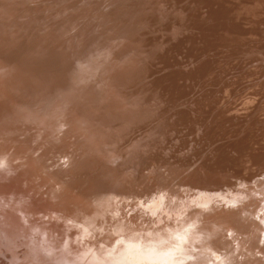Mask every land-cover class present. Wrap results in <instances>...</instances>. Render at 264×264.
Returning a JSON list of instances; mask_svg holds the SVG:
<instances>
[{
  "label": "rangeland",
  "instance_id": "1",
  "mask_svg": "<svg viewBox=\"0 0 264 264\" xmlns=\"http://www.w3.org/2000/svg\"><path fill=\"white\" fill-rule=\"evenodd\" d=\"M141 1H143V2L145 1L149 5L146 3L147 6L144 5V7H142L143 4H145V3L141 2ZM157 1L158 0H156V1L155 0H153V1L152 0H121V1L120 0H86V1L85 0H74V1L73 0H0V23H1L0 24V73H1V75H0V89H1L0 90V157H1L0 158V160H1L0 161V173H2V174H0V176L2 177V178L0 177V217H1L0 222H1V224H3V227L0 224V228H1L0 229V264H125V263L126 264H132V263L133 264H160L161 261H163L162 263H164V264H171V263L172 264H221L222 262L223 263L225 262L224 264H231V261L229 262V260H232L233 263L237 260L236 263H234V264H241V263L242 264H247V263L248 264H254L255 262H256L255 264H264V179L263 180L259 179L260 183H259V181H257L258 178H264V177L260 176V174H263L262 176H264V172H263L264 171V168H263L264 164L263 165L261 164L264 161V159L262 158L264 156V155H262L264 152L262 150L263 146H264V142H262L263 143L262 146H260L261 143L259 144V142L262 141L261 138L262 139L264 138V131H263L264 125L262 128L263 123L261 122L262 120H260V119H264V117H262L263 115H261V118H260V114L263 113V110L261 113V109H262V107H264V106H262V105H264V102L262 100L261 101L263 102V104H261L262 102L260 103V99H262V96H261L262 91L264 94V29H263L264 28V15H263L264 9H262L264 6L262 4V1L264 3V0L261 1V4L263 5L261 9L259 8L260 3H258V1L256 2L255 0H253V2L248 0L250 3L246 0L247 4H248V5L246 4V6H248L249 8L244 6V4L246 2L245 0H241L244 3H240V0H239V2L238 1L234 2L235 0L234 1L230 0L231 3L233 2L235 5L237 2L240 3V4L237 3L238 9L237 8L235 9V5L233 3L230 4L231 5L230 6L229 0H228L229 3L228 4L226 3L227 5H225V3H223L222 0H220V2H222L224 4L223 7L226 6V9L228 8V10H230V9L232 10V6H233L234 7L233 10L235 12L237 10L238 13L237 12L236 13L238 14V16H240V14H242L241 10L244 9L242 7H241L242 9H240L239 6L242 5L246 9L248 8V10H249L250 7L252 8L253 5H254V8H257V5L259 4V6H258L259 11H256L253 8L257 12V13L256 12H254V13H256L259 16V18H258V16H255V18H258L256 20L257 23L256 22L253 23L255 21V18L253 19L252 17H254V16L251 17V15H256L253 12L250 14V17L253 19V21H252V19H250L252 21L251 22L248 19L251 23H248L247 22L248 20H246L245 18H243L244 20L242 19V17L247 18V16L252 11V9H250L251 10L250 12L247 10L249 13L246 11V9L242 10L244 12L246 11L248 14L245 12L247 15V16H245L244 15L245 13L243 12V15L240 16L241 20L238 16L235 15V12H233V15H232L233 10L231 12L229 11L231 13L232 17L235 15L234 17L237 18V21L239 18L240 21H238L239 22L238 23L235 18H234L235 19L234 20L230 16V13L228 14V12H227L228 10L224 11V12H227V15H229V16H227L225 13L221 12V10L223 11L226 9H223L222 6H221L222 9H220L219 5H222V3L220 4V2H219V4H217L219 0H217V3L216 2L212 3V2H210V0H209V2L207 0L206 1L204 0L206 3L202 2V4L200 1H203V0H199L198 2H200L199 4L201 6L198 4L197 0H191V1L189 0V2H187L185 0H181V1L179 0V2L177 0H174V2L172 0H166V1L161 0V2H160V0H159L158 3H156ZM170 1L173 4L170 3ZM223 1L227 2V0L226 1L223 0ZM175 2H176V4H175ZM182 2L183 3L186 2V4H183ZM190 2H194V4L193 3L191 4ZM17 3H18V5H17ZM153 3L157 4V5H154ZM178 3L179 4L181 3V4L178 5ZM189 3L191 4V6ZM208 3L213 4V5H214V3L217 4V5L215 4V7H212L213 9L211 8L212 10L209 11V13H208L209 15L206 13L208 12V9H210V8H207V7H210L213 5H208ZM251 3H252V5L250 6L249 4H251ZM176 5H178L179 7ZM181 5H182V7H181ZM197 5L199 6L200 10L203 9V11H200L198 9ZM205 5H208V6L206 7ZM151 6L155 7L156 9L152 8ZM193 6L194 7L196 6L197 8H193ZM216 6H218L219 9ZM145 7H146V9H142ZM204 7L206 8V10L204 9ZM183 8H185V9H183ZM189 8L191 11L188 12ZM258 8H257V10H258ZM157 9H159V10H157ZM185 11H187V13ZM212 11H214L216 14H218L220 16L213 15ZM141 12H144V13L142 14ZM146 12H148V13L150 12V15L146 16V14H148ZM174 12H175V15L173 14ZM191 12H192V14H191ZM200 12L202 13L201 16L206 14L205 16H202V18H205L206 20H208L207 22L211 23L210 26H209V23L206 22V20H204L205 22L203 20H200L201 16H197L198 15L197 13H200ZM220 12H221V14H220ZM188 13L191 15H188ZM211 13H212V15H211ZM261 14L263 15L262 17H260ZM140 15H143V17L145 16L146 19L140 18V17H142ZM186 15H188V16H186ZM192 15H196V17L197 18L199 17V19L195 20L196 17L194 18V16H192ZM222 15H226V18H225V16L221 17ZM8 16H9V18H8ZM177 16H178V18H177ZM212 16H213V18H211ZM214 16H215V19H214ZM188 17H189V20H188ZM229 17L231 18L230 19L231 22L228 21L229 22L228 25L230 27H232V25H234L236 22L234 28L231 29L232 31L238 30V27H236V26H238L237 24H240V27H241L243 25V23H244V25L248 23L247 27H250V26H251L250 28L253 27V30L251 29L253 32L251 30L242 29L243 28V26H242V28L241 29L239 28V30L237 31V33L239 32L238 34L240 36V40H239V38H238V40L240 42L236 41L238 34L232 33L231 30L229 31L230 27L227 26V23L226 24L224 23V22H227L226 20H229L228 19ZM191 18H193V19H191ZM208 18L212 19V22H210V19H208ZM220 18H223V19L220 20ZM177 19L178 20L180 19L181 23L180 22L177 23ZM216 19H218L219 21ZM191 20L192 21L194 20V21L192 22ZM199 20L202 23H204L205 25L207 24V27L204 24L202 25V23L200 24ZM232 20H234L235 22ZM222 21H223V23H222ZM146 22H147V24H146ZM195 22H197V23H195ZM245 22H247V23H245ZM185 23H187V26L185 25ZM192 23H193V25L195 23L194 27L197 26L196 24H199L200 27L199 26L196 27L199 30L196 29L197 31L195 30L196 31L195 32L194 27L192 28V26H190L192 28V29H190L188 24L192 25ZM215 23H217V24H215ZM218 23H219V25H218ZM151 24L152 25L154 24V25L152 26ZM212 24H213V27L215 29H216V27H218L217 29H220L219 31H221V29L223 28L222 32L226 31V29H224V28H226V26H227V32L231 35L232 39L234 38L233 34L235 36V38H234L235 40L233 39L235 41V43L232 41L231 38L229 39L230 35L227 32H225V33L229 35L228 37L225 33H221L219 31L216 33L215 29L212 27ZM223 24L225 25V27H223L224 26ZM250 24H252V25H250ZM256 24H257V26H255ZM182 25H184V26H182ZM215 25H217V26H215ZM248 25H250V26H248ZM147 26H149V27L147 28ZM142 27H144V28H142ZM184 27H185V29H184ZM204 27L208 28V29L206 30V29H204ZM245 27L246 26H244V28ZM150 28H153V30ZM201 28H203L202 31H205V30L208 31L209 30L210 32L208 31V34H207V32L205 31L204 35H203V34H201L202 33ZM209 28L213 29V31ZM191 30H192V32H191ZM241 30L242 31L244 30L243 31L244 35L245 36L248 35V36L247 37H245V36L241 37V35H243V33L241 34V32H242ZM149 31H152V32H149ZM255 31L257 34L256 33L253 34ZM188 32H191V33H189L190 36H189V34H187ZM234 32H236V31H234ZM146 33H147V35H146ZM149 33H151V34L149 35ZM185 33H186V35H185ZM192 33L194 35H192ZM218 33H221V36L223 35L222 38H224V35H225V38H224L225 42H223L224 39H221L219 37L220 34H218ZM178 34H179L180 38H178ZM180 34L182 35V37L183 36L185 38L187 37V39L181 38ZM210 34L211 35L215 34V36H211V38H210ZM249 34L251 36H249ZM195 35H197V36H195ZM200 35H203V36L201 37ZM207 35L209 37H206ZM216 35L218 38H220L219 40L216 37ZM146 36H148V37H146ZM149 36H151V37H149ZM188 36H189V39H188ZM252 36L253 37L255 36V37L253 38ZM171 37H173V38L171 39ZM194 37H195L196 41H197V38H199V37L202 38V40L198 39V41H197L198 43H196ZM203 37H204V39H203ZM213 37H216V39L214 38L216 43L212 39ZM250 37H252L254 40L253 41L250 40V39H252ZM144 38H146V40ZM150 38H152V39H150ZM177 38L180 39L179 44L177 43L179 41ZM209 38H210V40H208ZM226 38L231 40V41H229L227 39L229 42L227 44H226ZM241 38H244L245 41H247V43L245 41H242L244 39H241ZM246 38H247V40H246ZM173 39H175V40H173ZM190 39L192 41L194 39V42H192ZM206 39L208 41H205ZM185 40L186 41L188 40V41L186 42ZM248 40H250V41L248 42ZM175 41H177V42H175ZM184 41L186 44L184 43ZM201 41H202V43H201ZM217 41H218V43H217ZM219 41H221V44H222V42L224 43V44H222V47L226 44L225 45L226 48L224 47L225 50L227 49L226 51L224 49H221V51H220L219 48H221V47L218 48L219 51L224 56H226L227 53H229V52H227V51H229V48H230V52L233 53V51L235 49H236V51H238L239 47L236 48L237 45L241 46L240 44L243 43V46H244V44H245V46H244V48L241 47L242 49L239 50L238 52L234 51V53L236 52L235 55H233L234 53L233 54L230 53V55H227L230 57L233 56V58H234V60H233L229 57V59H231L230 60L231 62H229L228 60L226 61V59H228V58H226V57H225L226 59L222 58L223 55L220 52H218L217 50H215L216 48H214L215 45L217 47L219 46V44H220ZM241 41H242V43H241ZM254 41L255 42L257 41V42L253 43ZM154 42H155V44H154ZM169 42H171V43H169ZM188 42H189V44H188ZM205 42H207V44L209 42L210 43L207 45ZM231 42L236 45V46L234 45L235 48H234V46H231L232 48L228 47L229 46L228 44L233 45V44H231ZM236 42H238L239 44ZM175 43L179 47L175 46ZM204 44L206 47L204 46ZM182 45L183 46L185 45V48ZM186 45H188V47ZM84 46H86V47H84ZM195 46H197V47L199 46V48H195ZM201 46L203 48H201ZM211 46H212V48H211ZM167 47H169V48H167ZM172 47H173V50H172ZM193 47H194V49H193ZM18 48H20V49L23 48V49L18 50ZM181 48H182V50H181ZM233 48H234V50H233ZM195 49H197V50H195ZM201 49L202 50L205 49L204 54H203V51ZM207 49L208 50H215L214 52H216V53H213V51L208 52ZM24 50L27 51V53ZM222 50L224 53L222 52ZM22 51H24V52H22ZM78 51H80V53ZM189 51H190V54H189ZM195 51H197V52L199 51L200 53H197ZM201 51H202V53H201ZM205 51H207V52H205ZM15 53H17V54H15ZM206 53L209 56V58H207L208 60L204 59L205 55H207ZM209 53H211V54L213 53L212 55H214V54L215 55L214 56L211 55L212 57H210ZM218 53H219V55H218ZM22 54H24V56ZM199 54H200V57L197 56ZM68 55H70V57L73 56V58H69ZM217 55L219 57H217ZM17 56H18V58H16ZM64 56H65V58H64ZM75 56L77 58H75ZM78 56H80V57H78ZM168 56H170V57H168ZM201 56H203V58H201ZM165 57H167V58H165ZM189 57L191 58L192 61L190 60ZM193 57H198L199 59L201 58L200 60L203 59V62L201 63V61H199L198 58H195V60H194ZM216 57L219 60L218 62L221 61L220 59L226 61V62L221 61L219 64L221 65V67H223V65H226L227 68L223 67L224 68L223 69V68H220V66L217 67L218 63L216 64V62H217ZM67 58H68L70 65L67 64ZM53 59H54V61H53ZM70 59H74V60L71 61ZM48 60H49V62H47ZM169 60H171V61H169ZM204 60L205 61L207 60V62L209 60H211V61H209L208 63L207 62L204 63L205 62ZM22 61L25 63L22 64L21 63ZM165 61L166 62L168 61V63L169 62L170 63L175 62V65L178 64L177 63V61H178L181 64V66H183L184 64L189 63V62L194 61V63H195V61H198L196 63L199 64V62H200V64H199L200 66L204 64L205 68L201 69L202 67H204V65L200 67L198 64L197 65L193 64V69H192L189 66V65H191L189 63L188 65L186 64V68H187V66L190 67V69H192L190 72L189 68L188 69H185V68L181 69V66L178 64V66L176 65L177 67H179V71H178V69L176 68V66L174 64L169 63L170 65L167 66L168 65V63H167L166 67H168V68H166L167 69L166 70L164 68ZM26 62L28 64L32 63V65L29 67L26 64ZM222 62H224L225 64ZM50 63H51V65L52 64L53 65L52 66L49 65ZM64 63H66L67 65L66 64L64 65ZM212 63H214L215 65H211ZM20 64H22V65H20ZM44 64H46L49 68L46 65L44 66ZM208 64H209V66L206 67V65H208ZM9 65H11V66H9ZM109 65H112V66L110 67ZM172 65H174V67ZM113 66L115 67V69ZM195 66H198L197 68L200 67L199 68L201 70V71L199 70L200 74L204 72L203 75L199 74L200 76L199 75L197 76L199 71H196ZM214 66H215V68H217V69H215L216 70L215 72H217V73H215L213 71V69H211V68H214ZM37 67H39L38 72L39 73L41 72L40 73L41 75L43 73V76L40 75V77H39L36 74L38 72L35 73V71H33V70H35V68L37 70ZM46 67L48 68V71L46 70L47 69ZM52 67H54V68H52ZM159 68H160V70H159ZM169 68H174V69H169ZM175 68H176V70H175ZM219 68H220V73L217 71V70H219ZM229 68H230V70H232L230 73L227 70ZM249 68H251V69L254 68V70L258 69L260 71L258 72V70H256L254 72V74H252V72L250 71L251 69H249ZM56 69L58 72H56ZM164 69H165V71H167L166 74H165V71L163 72ZM209 69L212 72H214V74L218 75L219 77L222 75L221 73H223L226 70L227 73L225 71L226 74L223 73V75L224 74L226 76L228 75V77L224 78V76L222 75V77H220V78L222 80L225 79L226 81H230V82L233 81V82H231V83L230 82L226 83V81L223 82L220 78H219L220 80H218V76H217V79H215L216 75L213 77L214 74H210ZM27 70H28V72L29 71H31V73L33 72L35 77L36 76L39 77V80L37 78V81H39V82H37L35 80L36 78L34 77V75H31L30 72H29V74L28 73L25 74V72ZM161 70H162V72H161ZM171 70H172V72H171ZM182 70H185V71H183L182 74L179 73L180 74L179 75L178 72H182ZM187 70H188V72H187ZM202 70H206V72L202 71ZM254 70H252V71H254ZM10 71L12 73V74L10 73L11 75L9 74ZM111 71H113V72H111ZM243 71H245L246 74H248V76H247V75H245V72H244L245 76L252 77V78H250V79L247 78L248 80H246L245 77H242ZM5 72H7V73H5ZM86 72H88V73H86ZM100 72H101V74H100ZM102 72L103 73L105 72V73L103 74ZM108 72L111 75V76L109 75L110 77L108 76ZM193 72H194V74H191ZM196 72H197V74H195ZM3 73L6 76L5 75L3 76ZM20 73H22V74H20ZM185 73L187 75V77H185V78H189L188 76H190L191 79L189 78V80L192 81L194 79L193 80L194 82L192 81L193 84L189 80L183 78L184 76H186ZM205 73H208L209 76L211 75L212 79L214 78V80H211V81H213V82L216 81V82L215 83L211 82L210 81L211 76L209 78L208 74H207V78L209 80L207 78H205L204 77V76H206ZM17 74H18V76L20 74L21 77L16 78ZM45 74L48 76H46ZM83 74H85V75H83ZM105 74L107 77L105 76ZM158 74H160V75H158ZM170 74L174 75V76H171ZM161 75H163V76H161ZM176 75H177V77H175ZM233 75H235L236 77ZM238 75H241V76L237 77ZM45 76H46V78L44 79L43 77H45ZM100 76H101V78H100ZM156 76H157V78H156ZM178 76H179V78H178ZM104 77H106V79ZM108 77H109L110 81L108 80ZM159 77L162 79L161 81L165 84L160 82ZM169 77H170V80H169ZM197 77H199V78L197 79ZM232 77H234V78H232ZM171 78H173V79L171 80ZM204 78L207 79L206 81H208V85L207 84L204 85V83L206 82ZM236 78H239V79H236ZM244 78L246 81V85H244L245 84L244 82L240 81V79L242 80ZM18 79L21 81H19ZM31 79H34L37 83H39V84H37L38 86L32 85L34 80H31ZM100 79H102V80H100ZM199 79L200 80L203 79L204 82L199 83V81H200ZM231 79H233V80H231ZM4 80H6V83ZM185 80H187V82L183 83ZM234 80H236L235 83H234ZM237 80L240 82L238 83ZM27 81L28 82L30 81L31 85ZM178 81H180V82H178ZM209 81H210V83H209ZM217 81H218V84H219V82H220V84H221V82L223 83L222 85L224 87L221 86L222 89L221 88L218 89L216 87V85H218ZM1 82H2V84H1ZM24 82H27V83L24 84ZM105 82H106V84H105ZM155 82L157 84H155ZM181 82L183 83V86H182ZM241 82L243 83L244 86H246L245 91H247L249 94L253 90L254 91L257 90L256 89L257 87H260L261 90H259L258 92L259 93L261 92V93L258 94L259 95L258 98H257V94H255V97L253 96L254 94L253 95L251 94L252 97L257 102V104L252 99L251 95H250V97L248 96L249 94L246 96L247 92L244 91V88H243L244 86H242L240 89H237V90L244 91L245 94L242 96V93L239 91L241 93V96L238 95L240 93L236 89H234L233 86L235 87V85L237 86L238 84L240 86L242 84ZM62 83H64V84H62ZM186 83H188V85ZM197 83L200 84L198 89H196L197 85H198ZM229 83L235 84V85L230 86ZM189 84H191V85H189ZM194 84H195V86H192ZM213 84L216 88L213 87ZM220 84H219V87H220ZM100 85H101V87H100ZM164 85H165V87H163ZM173 85H174V87H173ZM206 85H207L206 90L204 89V91H203L202 87H205ZM5 86H6V88H5ZM81 86H83V87H81ZM226 86L228 88H226ZM239 86H237V87L239 88ZM253 86H255V87L257 86V87L253 88V90H252ZM1 87L4 88L6 91L4 89H2ZM188 87H189V89H188ZM192 87L195 88V89H193L194 91L191 90ZM208 87H209V89H208ZM10 88H13V89L11 90ZM30 88H32V89H30ZM171 88H172V90H171ZM176 88H177V90H176ZM180 89L184 94L180 91ZM185 89H187V90H185ZM210 89H211V91H210ZM217 89L220 92L217 93ZM227 89H229L230 92ZM122 90H124V91L122 92ZM173 90L176 92V94ZM235 90L238 93L237 92L234 93ZM186 91H189L192 94H190L189 92L186 93ZM205 91H207V93L210 96L207 95V93ZM213 91H214V93H217V94H216V96L214 95V97L211 98L213 96L211 94H214V93H212ZM225 91L229 92V96L231 99L228 97V95H226ZM171 92L173 93V95H170V94H172ZM231 92H233L234 94H237L238 97H237V95L236 96L232 95L233 93L231 94ZM4 93L6 95H4ZM223 93H225V94H223ZM256 93H257V91H256ZM179 94H180V96H179ZM219 94H221L220 95L221 97L219 96ZM189 95L191 96V98L193 97L192 98L193 100L190 98ZM224 95L227 96L228 98L226 99L224 97ZM98 96H99V98L97 100L96 98ZM194 96L197 97L198 99L195 98ZM217 96H219V97L216 98ZM231 96L237 98V99H235V102H234V98L232 101ZM239 96L244 97L245 100H243V98H241L243 103H242V101L240 102ZM245 96L249 97V98H245ZM260 96H261V98H260ZM187 97H188V99H186ZM204 97L205 98L207 97V99H205ZM208 98L210 100L215 98L216 101L218 102V104H217L218 106L216 105V101H214L215 104L213 103L214 105H212L213 101H209ZM220 98L224 99L223 101L224 102L226 101L225 105H228L229 107L232 103H235V105H236V106H232L233 104L231 105L234 108L237 107V105H238V108L235 109L236 111H234V109L232 107L227 108L226 106H224V103L221 102L222 99L220 100ZM178 99H179V101H178ZM194 99L198 102H201V103H196V101ZM246 99H247V101H246ZM249 99L253 100V102ZM91 100H93V102ZM205 100L209 101L211 103V105L209 103H208L209 105H207V101H206V103H204V106H203V101L205 102ZM219 100H220V103H219ZM237 100H238V103H237ZM183 101H185V102L187 101V102L184 103ZM228 101H230V102L232 101V103L229 102L230 103L229 104V103H227ZM245 101H246V103L250 102V103L254 104L253 105V104L248 103L247 104L248 107H250V105L251 106L253 105V107H255V105L256 106L259 105V107H255V110H257L261 106L260 110L258 109L260 111V113L258 111L259 115L254 110V108H252L254 110V112H256V114L254 113L256 115V118H254L255 115L252 113V109H250V112L252 113V115L249 113H244L242 111L241 108H247V110H249L248 107H245V106H247ZM168 102H171L172 104L171 103L169 104ZM190 102H191V105H190ZM122 103H123V105H122ZM221 103H223L222 109L220 108ZM117 104H119V105H117ZM176 104H177V106H176ZM219 104H220V106H219ZM240 104H242V105H240ZM182 105H184L185 108ZM187 105H189V106H187ZM205 105L208 107H206ZM192 106H193V108H191ZM214 106L220 108L219 110H217L218 114L216 112L217 108ZM102 107H103V109H102ZM179 107H181V108H179ZM225 107H226V109H229V110L233 109V110H231L230 111L231 113H229L226 109H224ZM205 108L206 109L209 108V109L206 110ZM212 108L214 111L212 110ZM123 109H124V111H123ZM180 109H182V110H180ZM200 109H202V111H200L202 115H200V112L198 111ZM185 110H187L190 113V116H189V113L187 111L185 112ZM189 110H191V112ZM243 110H245V109H243ZM247 110H245V112H249ZM221 111H225V114L228 113L231 115L227 114V116H226L223 112L224 117H226V119H225L221 115L222 114ZM232 111L234 112V114L232 113ZM237 111L239 112L240 115L238 114ZM214 112H216V113H214ZM235 112H236L237 116L235 115ZM180 113H181V115H180ZM187 113H188V115H187ZM197 113H198V115H200L201 118L196 117ZM205 113H208V114H205ZM192 114L195 116H192ZM210 114L212 116H210ZM213 114H215V115L213 116ZM241 114L243 116H241ZM248 114L250 115V117L252 116L251 119L254 118V120H256L257 118H259L257 120H260V123H259V121H256L258 123L257 124L254 122V120H251L250 118H248V116H249ZM171 115L172 116L174 115V117H172ZM208 115L211 117L210 120L208 118L209 117ZM232 115H233V118H235V119H233L234 121H232ZM253 115H254V117H253ZM114 116L116 118H114ZM188 116H189V118H188ZM215 116H217L219 118H221L220 116H222V118H223L222 121L224 120V122L219 123L220 122L219 120H221V119L216 121L215 118H217V117H215ZM177 117H179V118H177ZM182 117L184 119L186 118L185 120H187V121H184ZM194 117H196L194 120H196L195 121L196 125L198 124L197 127H196V125H194L195 123L193 122ZM202 117L204 120L202 119ZM227 117L229 118V120ZM244 117L248 118L250 121H253V122H249L248 119L246 121V119H244ZM102 118H104V119H102ZM173 118L174 119L177 118V119L174 120ZM205 118H207V119L205 120ZM181 120H183L187 125L182 124L183 121H181ZM225 120L226 121L228 120L227 121L228 122L227 127H226L227 122ZM241 120H242V122H241ZM188 121H189V125H188ZM190 121H191V123H190ZM230 121L232 122V124ZM198 122H201V123H198ZM233 122H234V124L236 122L235 125L238 126L239 128L235 127ZM247 122H249L250 124L251 123L257 124V126H255V127H258V129L255 131L256 128H250L252 126V124H251V126L247 127L248 125H250V124H247ZM159 123H160V125H159ZM162 123H163V125H162ZM245 123L247 126H245ZM192 124H193V126H190ZM217 124L220 126H217ZM180 125H183V127H181ZM222 125L224 128L222 127ZM232 125H233V128L231 127ZM218 127H220V128H218ZM228 127H229V129L225 130V128H228ZM234 127H235V130L236 129H242V130L241 131L236 130V131H238V133L237 132L235 133ZM139 129H142L141 131H143V132L139 133L140 132ZM222 129H224V130H222ZM250 129H251V131H253V130L254 131L251 132ZM169 130H171V131H169ZM229 131H231V132H229ZM244 131H246L247 134ZM257 131L262 132V134L258 132L259 134L257 133L258 135H256ZM228 132L230 134L231 133L233 134V135H230V138L232 139V137H234V140L232 139L230 141ZM250 132L252 133V135L250 134ZM143 133H145V134H143ZM226 133L228 135L227 136L228 139H226V137H225ZM234 134H235V136H234ZM237 134H238V137H240L241 135H242V137H240V139L236 138ZM260 134H261V136L263 135V137H261ZM152 135L154 136V138ZM195 135H196V137H195ZM253 135H255L254 137H256V139L253 138ZM161 136H163V137H161ZM257 136L258 137L260 136L259 137L260 139L257 138ZM138 137H140V138H138ZM197 137H199V138H197ZM214 138H215V140H214ZM165 140H167V141H165ZM220 140H223L224 143ZM236 140H238V141H236ZM263 141H264V139H263ZM167 142H169V143H167ZM188 142L191 145H193V147L195 146L194 148H198V150H196V149L194 150L193 147L191 148L190 144H188L189 145L188 146L187 145ZM202 142H203V144H202ZM221 142H222V144H221ZM243 142L245 145L242 146ZM247 142H248V144H251V145L249 146L248 144H246ZM205 143H206L207 147L205 146ZM216 144H217V146H216ZM240 144H241V146H240ZM258 144L261 147L262 154L258 153V151H257V148H259V151L261 152L260 147H258ZM201 145H202V147H201ZM233 145L236 146V148ZM252 146H255L252 148V151L247 152V151L251 150V149L249 150L248 148H251ZM240 147L241 148L243 147L242 149H244L246 147L247 150L243 151ZM237 148H239L240 151L242 150L241 151L242 154L239 153V149H237ZM204 149H205L206 153L204 152ZM156 150H158V155L161 152L160 158L162 157L163 159L161 158V160H159L160 158L158 157V155H155V154H157ZM192 150H193V152H192ZM253 150L257 151L256 153L258 154V156L261 154L262 157L259 156L261 159L259 157H257V154H255L254 153L255 151L253 152ZM189 151H190V153H189ZM194 151H196V152H194ZM230 152L232 154H234V156L231 155ZM198 153H200L201 156ZM217 153H218V155L220 154L221 160H219ZM221 153H222V155H221ZM228 153H229V155H228ZM236 153L239 154L238 157H235L237 155ZM251 153H253L252 154L253 158L248 157ZM147 154L149 157L152 155L150 157V159L148 158ZM196 154L198 157L195 156ZM204 154H205V156H204ZM246 154H248V156ZM230 155H231V157H230ZM243 155H245L251 159H248L247 157L243 158ZM192 156H195V157L192 158ZM154 157L155 158L157 157L159 159L157 160V158L155 159ZM233 157L236 159H234ZM138 158H139V160H138ZM188 158L191 159L192 161L191 160L189 161ZM222 158L224 161L222 160ZM230 158H232L233 160L231 159L232 161L231 160L228 161L227 159H230ZM186 159H188V161ZM200 159H201V161L199 162ZM243 159H245L246 162H244ZM262 159H263V161L261 162ZM184 160H186L187 163ZM202 160H204L205 162ZM206 160H208V161H206ZM236 160H237V162H236L237 166H239L238 168L241 169V170L239 169L240 172L245 170V168H242L244 164L247 165V166L244 165V167H246L247 172H249L248 171L249 168L251 167V165L253 166L255 162L256 163L258 162L261 165L260 164L255 165V166H257L255 168H254V166L251 167L250 170L253 171V169H254L253 173L256 171L254 174H252L251 171L249 172V173H251L252 176H250L248 173L247 174L249 176H246L247 174H246V170H245L244 173L246 175L243 174L245 176V177H243V176H241L243 172L240 173L237 170L238 168L236 167V165H233L234 161H236ZM240 160H243V162ZM249 160H250V162L252 161L251 164H250ZM181 161H183V162H181ZM197 161H198V163H196ZM238 161H240V162H238ZM192 162H194V163H192ZM103 163H105V164H103ZM201 163L204 165H202L200 167ZM213 163H215V164H213ZM219 163H220V165H218ZM226 163H231V167L229 169H230V171L232 169V172H230L229 169H226L230 165V164H227V167H225ZM236 163H234V164H236ZM109 164L111 165V167ZM183 164H186L187 166L190 165L188 167H189V170H191V171H189L188 167L184 166ZM194 164L195 165L199 164V166L197 165L193 169V170L198 171V172L196 171L197 173L195 172L196 175H195V173L192 172L193 170L190 169V168H193V166H195ZM209 164H210V166H209ZM240 164H242V166ZM249 164H250V166H249ZM106 165H107V168H106ZM259 165H260V167H259ZM124 166L127 168H125ZM171 166H172V168H171ZM181 166H184V167L182 168ZM211 167H212V169H211ZM220 167H221V170H223L224 168L226 170H228V171H226V173L230 172L229 175L236 173L235 175L240 177V179L242 181L245 180L244 178H246V177H248L250 180V177L254 176L253 178L255 179V175H257L260 172L257 175L258 178L256 177V181L259 184H257V182H256V184H254L253 178L251 179V181H253V185L252 184L249 185V183H247L249 180L246 182H240L241 180L239 179L240 181H238V178L235 177V175H233V177L230 176L231 180H233V181H231V184H232L231 185L230 181H229L230 180L229 176L225 177V178H228V180H226L224 178H223V180L220 179V178L224 177L223 174L225 175V171H222L224 173H222V172L219 173ZM181 168H182V170H184V168H185L187 170V172H191L193 175H191L189 173L187 174L185 170H184L185 174H183L184 171L182 172ZM233 168H235V170ZM107 169L111 170V172L109 171V174L107 172L108 171ZM206 169H208V170H206ZM210 169L213 171V174L215 171L216 172L218 171L217 173H219V175L221 174L222 176H219L216 173L215 175H218L219 178H218V176L212 177L214 175L211 174L212 171H210ZM214 169H215V171H214ZM257 169L259 172H257ZM261 169L263 171H261ZM9 170H10V173H9ZM11 170H12V172H11ZM116 170H117V172H116ZM199 170H201V172L203 170V172H202L203 175L201 176V178H199V177H200V174H202V173ZM24 171H25L26 175H25ZM103 171H105V172H103ZM112 172H113V174H116L117 177H119L121 175L120 179L116 177L120 181L119 180H117V182L115 181L116 184L114 186V188L118 191H114L113 186H111L113 189L110 187L111 182H109L107 177L104 176L106 174H108V176H110ZM204 172H206V173L208 172V174H206L207 176L204 175ZM237 172H238V174H237ZM198 173H199L198 177H195V176H197ZM176 174H178L179 176H177ZM21 175L24 177H22ZM126 175H128V177ZM182 175L184 177H180ZM26 176H28L27 179L25 178ZM186 176H188V177H186ZM178 177H179V179L181 178V180H179V182H182L183 181L182 179H184L183 182H185L184 183L185 185L187 182V184H188L187 187H190L188 180L193 179L192 181H193V184H195V185H193V184L191 185V188H192V189H190L191 191H189L188 188L186 186H184L183 183H181V184L179 183L180 186L183 185L182 187H186V189L189 192H192L193 189L197 190L196 187L198 188L197 191L202 190L203 188L209 190V188L211 186L210 190L213 189V191H214V189L217 190L219 188L217 191L215 190L214 192H218V191L220 192V190L221 191L223 190V194L229 193L232 195V193H230V192H231L232 188L234 189V187H232L231 189H230V187H227L228 188V192H227V188L226 187L223 188L221 186V185H223V183H225L227 181H229L227 183L230 184L231 186H236V185H233L234 182H236L237 186H238V184H241V183H244V184L247 183V185H249V187L247 188L244 185H242V186L239 185L242 187L243 190H245V191H243L245 193L244 194L245 197L243 196L244 198H241L242 196L237 194L236 196L237 197L240 196L239 198H235L236 197L235 196L234 198L230 199L228 202H226L225 200L221 201L222 200L221 198H220L221 202L219 200H217L216 202H212L214 204L219 205V203H220L221 205H224L225 208H222V210H221V208H218L219 209L218 212H217L216 208H213V206H202V207L199 206L197 208L186 209L189 205H192V203H193L192 201L194 198L195 199L197 198L195 196H197L196 194H198V193L195 192V190L193 191V193H195V194L190 193L191 194V195H189L190 197L195 195V196H193L194 198L191 199L192 201L190 199H188L189 196H187V200L186 199L183 200V197L185 196V193L187 190L180 187L181 189L185 190L182 192L183 194L178 193V194H180V197L182 196L181 198H182L183 202H181V204H184V203L191 201V203L189 202V205L185 204V205H188L187 207L185 206L186 208L182 207L183 210L184 209L185 210L184 211L182 210L183 212L181 213V211H180L181 207L177 205V204L180 205L179 202L181 200L178 202L176 201L180 198L176 197L177 192L174 191V190H177L175 185L178 186L177 185L178 183L176 182V180H178L176 178H178ZM185 177H186V179H185ZM190 177H192V178H190ZM202 177H203V179H202ZM216 177H217V179H216ZM102 178H105V179H102ZM204 178L208 181H206ZM212 178H213V181H212ZM232 178H234V179L237 178V181L232 179ZM106 179H107V181H106ZM200 179H202V180L200 181ZM214 179L216 182L214 181ZM218 179H220V181ZM197 180L199 181L200 185L198 184V182H196ZM104 181L107 182L108 184L105 183ZM118 181L122 183V184L119 183L120 184L119 186L117 185ZM192 181H190V183H192ZM90 182H91V184H90ZM97 182H99V183H97ZM115 182H113L111 185H114ZM128 183H129V185H128ZM213 183L216 184V188H215V185ZM85 184L87 186H85ZM104 184H106V185H104ZM210 184H212V185H210ZM102 185H104V188L102 187ZM116 185L118 186V188L116 187ZM135 185H137V187ZM219 185L223 189L220 188ZM225 185L226 184H224L223 186H225ZM98 186H99V188H98ZM106 186H108L110 188L107 187V189H106ZM120 186L122 189L124 188L123 190L125 191V194H126V192L128 193L126 195L123 194L124 197H127L128 195L131 196L130 200L131 199L133 200V198L135 197L134 199L137 202L134 200V203H136L135 204L136 206H134V203L132 200H131L132 202H130L129 198H128L129 202L125 199L127 201L126 203H128V205L125 203V201L121 202L119 200V198L122 199L121 195L123 192V190L120 189ZM160 186L161 187L163 186L166 189L168 187H170L168 189L169 190L171 189V190L169 191L167 189V191H169L170 196L173 195V197H171L172 202L169 199H168V201L165 200L167 197L164 199L165 196H167V195L169 196V193H167V191H164V189H165L164 188L163 189L164 194H165L164 197H159V198H163L165 200L164 201L163 199H161L164 203H161V201L158 203L157 202L155 203V200L158 199L157 195L159 196V194H161V195L163 194ZM173 186L175 189L173 188ZM237 186H236V188L240 190L241 187L238 186L239 187L238 188ZM159 187L161 190L158 189ZM243 187H246L247 190ZM125 188H126V190H125ZM151 188L153 189V192L157 189L155 192L156 194L151 192L152 191ZM180 188L178 186V190H177L178 192L181 191ZM97 189H99V190H97ZM172 189H174V190H172ZM179 189H180V191H179ZM204 189L202 191H204ZM130 190H132L133 192ZM224 190H225V192H224ZM98 191H99V193H98ZM101 191H102V193H101ZM172 191H174L176 195H174V193L172 194ZM52 192H54L56 194L59 193L57 195L58 198H59V196H61L62 197V198L60 197L61 200L66 199V201L62 202L61 200H59L60 198L59 199L56 198L57 196L56 197L52 196L53 195V194H51ZM104 192H105V194H104ZM94 193L98 194L99 200H97L96 197H95L96 199L94 198V195L97 196V194H94ZM100 193H101V195H99ZM119 193H120V195H118ZM151 193H152V195H151ZM234 193H235V191H234ZM56 194H54V195H56ZM106 194H108L109 196ZM87 195L88 196L91 195V196L88 197ZM110 195L115 197L117 201L119 200V202L123 204V207H122V204H120V203H119L120 205L118 204L116 207H114V204L116 202L113 203L114 201H112L111 203H113V204L110 206L111 209L109 210V204H111L109 202L111 200H109L108 197L111 198ZM152 196H154V198H153V200L155 199L154 201L151 199ZM174 196H175V201L177 202L175 204H174L175 201L173 202ZM63 197H64V199H63ZM83 197L84 198L87 197L88 199H91V200L94 199V201L93 200L88 201V199L86 198V200L89 203L88 204ZM138 197H142L148 201L151 200L150 203L154 202L155 206L159 203H161L163 205L160 206V204H159L157 206L158 208L155 207L156 209H154V207H151V206H154V204L153 205L150 204V206L148 204V206H147V202H146V204H144L145 200H143V199H142L143 201H141L142 205H140L139 203H141V202H139V200L136 199ZM53 198L54 199L56 198V199L54 200ZM82 198L85 200V202ZM147 198H149V199H147ZM51 199H53L54 201H52ZM68 199H70L71 203ZM103 199H105V200H103ZM138 199L141 200V198H138ZM195 199H194V201H196ZM56 200L61 201V203L58 204V202ZM16 201H17V203H16ZM75 201H78L80 203L83 202L82 204H84V206L78 202H77L78 203V205H77V203ZM104 201H105V203H103ZM184 201H187V202H184ZM72 202L73 203L75 202L76 206H79L78 208L80 210L82 209L85 212H83L82 210L79 211V209H77L79 211V214H77L78 211H77V213L74 212V211H76L75 209L77 207L75 206V204H72ZM100 202H102V203H100ZM165 202H169V205H168V206H170L169 208L173 207V205H175L176 207L178 206L179 209H176V207H175L173 210L171 208L172 211H174L176 213H177V210L180 211L179 214L178 213L176 214L177 216H174L175 214L170 215L171 218L168 216L170 220L169 219L167 220V216H166L167 213H165L166 214L164 216L165 218L162 217V219H160V217H161L160 213H157V218L155 217V215H156L155 211L156 210L158 211V209H159V211L161 210L160 211L161 213L163 212L162 206L165 207V204H167ZM18 203H19V205H18ZM23 203H24V206H23ZM124 203H125V205H124ZM131 203H133L132 207H131V205H132ZM171 203H173V205ZM25 204H27V205H25ZM129 204H130V206H129ZM137 204H139V206ZM28 205L30 206V209H29ZM46 205L48 207H46ZM49 205H51V206L49 207ZM66 205L67 206L71 205L70 209H72V206H75L76 208L73 207V209L74 208L75 209L72 210V212H71V210L69 209V206L67 207ZM90 205L92 206V209L95 208V209H93L94 212L92 211ZM143 205H146V206H143ZM59 206H63L62 211H64V213L61 211V209H60L61 207H59ZM81 206H83V207L80 208ZM142 206H143V208H142ZM66 207L68 208L67 210H66ZM84 207L86 209H91V210L90 211L86 210ZM100 207H103V209ZM117 207L120 210L118 209L115 212ZM140 207L142 209H140ZM146 207L151 209V211L152 210L153 211L151 212ZM206 207H208V208H206ZM64 208H65V210H64ZM210 208L212 211L209 210ZM105 209H107V210H105ZM167 209L165 208V210L167 212L171 211L170 209H168V210ZM175 209H176V211H175ZM205 209L208 210V213H210L209 215H212L211 217H209V215H208V213H206ZM215 209H216V211H215ZM98 210H100V211H98ZM137 210H139V212ZM86 211L89 214L92 211L94 214H92V212H91V214H92V216L94 215L93 217H96V219L101 215L100 217L102 219L99 217V221L97 222V220L94 219L93 217H91V215L89 216V214H87ZM97 211L99 213H97ZM107 211H109L110 214H108ZM140 211H142V213ZM145 211L147 212L145 215L149 214L148 218H149V216L151 218L150 214H152L153 212L155 214V215L153 214V216L151 218V220H153L152 222H151V220H147L148 222L150 221L149 222L150 224L154 225V222L156 224V221L157 222L159 221L160 225L162 223H164V224H162L161 227L167 226L166 231H163V232H165L164 234L159 235L160 232H158V234L155 233L156 236L151 235V237L152 236L153 237L152 238L150 237V239H149V237L146 239L145 236H143L144 238L142 237L143 238V241H142V238L138 237L139 234L136 236L134 234L132 236L133 233L132 234L131 233L126 234L124 232L122 233V232L117 231L119 226H120L119 231H120L121 227H125V226L121 225L122 224L121 218H125L124 212H126V214L127 213L129 214V215L127 214L126 219H128L131 222L126 220L128 223H132L137 229L142 228V227H139V228L137 227L138 223L142 224V221H143V220L140 221L141 217H138V216L143 214L142 216L144 217L145 215L143 212H145ZM193 211H194V213H193ZM210 211L212 213H214L216 216L214 214H212ZM117 212H119V215L121 217L118 216ZM169 212H168V214H169ZM174 212H172V213H174ZM190 212H192V213H190ZM81 213H82V215H81ZM100 213H102V214H100ZM111 213L115 214L116 216L115 215L112 216ZM139 213H141V214H139ZM83 214L85 217H83ZM106 214H107V216L111 215V218L108 217L107 220H106V218L104 219V217H107ZM187 214L190 215V216H188L189 218L187 216H185ZM73 215H76V217ZM87 216H89V218H91L92 221L89 220ZM135 216H136V218H138V221L136 220V218H134ZM158 216H159V218H158ZM172 216L174 218H172ZM197 216H199V217H197ZM202 216L206 219H203V218H202L203 220L200 219ZM143 217H142V219H143ZM145 217H147V216H145ZM148 218H145V219H148ZM195 218L198 219V222H196L197 220ZM77 219L82 220L83 223H82V221L80 222V220H79V222H80L79 223ZM93 219L95 221H93ZM103 220H104V222H102ZM105 220H106V222H105ZM166 220L168 221L170 226H169V224L166 223L167 222ZM186 220H187V222H186ZM192 220H194V221H192ZM15 221H16V223H15ZM90 221H91V223L96 222V224L98 223V225H100V226L98 227L94 223L93 228H91L92 224H90ZM109 221H111L112 225L109 226V224H108L107 226H104ZM147 221L145 224H147ZM99 222H100V224H99ZM144 222H145V220H144ZM76 223H77V225H76ZM222 223H223V225H222ZM82 224L85 226V228ZM101 224H103V225H101ZM218 224H219V226H217ZM220 224L222 225V227ZM15 225H16V227H14ZM74 225H76L78 228L74 227ZM171 225H173L172 230H171ZM81 226H83L84 230H86L87 233H85L83 230H81ZM87 226L88 227L90 226V229L87 228ZM101 226H104L105 230L103 229L101 231V229L103 228V227L101 228ZM108 226H109L108 229L114 228L116 230L110 229L109 233H107L108 231H106V229H107L106 227H108ZM115 226H117V227H115ZM209 226L210 227L212 226V227L210 228ZM73 227L76 229H74ZM188 227H189V230H188ZM216 227H218V228H216ZM145 228L146 227H143V229H145ZM4 229H5V231H4ZM91 229L93 231H91ZM123 229H126V228H123ZM137 229H135L134 231H138ZM168 229H170V230H168ZM78 230H81V231H78ZM97 230L101 233H103V231H104V234L100 233L101 234L100 235ZM111 230H114L113 233L118 232L116 234L114 233V235L111 237L115 238L116 240L118 238L119 241L118 240L116 241L115 239L113 240L109 236H107V237H109L108 238L109 240H107V239L102 240L103 238L104 239L106 238L105 233H107V235L112 234ZM94 231H95V233H93ZM96 232L99 234V238H98V234ZM163 232H161V233H163ZM202 233H204V235ZM84 234L91 235L90 237L91 238L93 237L94 240L91 239L89 236L84 235ZM117 234H119V236ZM120 234L122 237L120 236ZM128 234H130V235H128ZM115 235L118 237L117 238L114 237ZM100 236H103V237H100ZM123 236H125V237H123ZM131 237H134V238H131ZM136 237H137V239H135ZM154 237H158L157 240ZM110 238L112 239L111 243H110ZM126 238H127V240L133 239L134 243L136 242V245H133V246H135L137 250L135 249V247L131 246L132 245L131 243L124 242V241H127ZM121 239L123 240V243H122ZM165 239H166V241H165ZM120 240H121V242H120ZM145 240H147V241H145ZM150 240H152V241H150ZM172 240H174V241H172ZM113 241H114V243H113ZM127 242H129V241H127ZM116 243H119L120 248H123V246L125 245L124 251L129 250L128 251L129 253L121 251L120 248L118 247V244L115 247ZM121 243L124 245H122ZM246 243H248L247 244L248 248L245 245ZM126 245H129V246H126ZM159 245H160L161 249L166 250L167 254H166L165 250H163L165 252V254H164V252L161 251V249L159 248ZM162 245L164 247L166 245V247L164 248V247H162ZM113 246H114V248H113ZM244 246L246 248V249L244 248L245 251H243V253H239V252H242ZM169 247H171V248H169ZM250 248H252V249H250ZM113 249H114V251L110 252V250H113ZM118 249L121 252H119ZM142 249H143V251H142ZM158 249L160 250V253H159ZM171 249H173V250H171ZM255 249H258V250L255 251ZM116 250H117V252H116ZM161 252L164 255H162ZM123 253H124V255H122ZM130 253H132V254H130ZM128 254H129V256H128ZM250 256H252V257H250ZM127 257H128V259H127ZM133 257L135 260H133ZM163 258H164V260H163ZM244 259H246V260H244Z\"/></svg>",
  "mask_w": 264,
  "mask_h": 264
},
{
  "label": "bare ground",
  "instance_id": "2",
  "mask_svg": "<svg viewBox=\"0 0 264 264\" xmlns=\"http://www.w3.org/2000/svg\"><path fill=\"white\" fill-rule=\"evenodd\" d=\"M73 1H74V0H73ZM85 1H86V0H85ZM120 1H121V0H120ZM152 1H153V0H152ZM155 1H156V0H155ZM158 1H159V0H158ZM158 1H157L156 3H158ZM165 1H166V0H165ZM172 1L174 2V0H172ZM177 1L179 2V0H177ZM180 1H181V0H180ZM185 1L189 2V0H185ZM190 1H191V0H190ZM198 1H199V0H197V2H198ZM205 1H206V0H205ZM205 1L203 0V1H200V2H201V4H202V2L204 3ZM207 1L209 2V0H207ZM225 1H226V0H225ZM229 1H230V0H229ZM233 1H234V0H233ZM236 1L239 2V0H235L234 2H236ZM245 1H246V0H245ZM247 1H248V0H247ZM247 1L245 2L244 6H246ZM250 1L253 2V0H250ZM255 1H256V2L258 1V3H260V6H259V4H258V5H257L256 3H255V4L257 5V8H258V6H259V8L261 9L262 6L264 5L263 1H262V0H260V1H259V0H255ZM255 1H254V2H255ZM261 1H262V4H263V5L261 4ZM92 2H93V1H92ZM138 2H139V1H138ZM141 2H143V1H141ZM160 2H161V0H160ZM200 2H198V4H199ZM210 2H212V3H213V2H216V3H217V0H214V1H213V0L211 1V0H210ZM219 2H220V0L218 1L217 4H219ZM222 2L225 3V5H227V4L229 3L228 0H227V2H224V1L222 0ZM222 2H220V4H221ZM238 2H237V3H238ZM248 2H249V1H248ZM15 3H16V2H15ZM139 3H140V2H139ZM143 3H145V4H143L142 7H144V5L147 6V4H148V3L145 2V1H144ZM146 3H147V4H146ZM170 3H172V2L170 1ZM182 3H183V2H182ZM190 3H191V4H192V3L194 4V2H190ZM190 3H189V4H190ZM205 3H206V2H205ZM216 3H214V5L208 3V5H213V6H210V7H207L208 5H205L207 8H210V9H208V12H207L206 14H208L209 11L213 9L212 7H215V4H216ZM223 3H222V5H219V6H220V9H222V8H223V9H226V6L223 7V5H224ZM226 3H227V4H226ZM232 3H233V2H232ZM232 3H231V1H230L229 5L232 4ZM237 3H236L237 6L233 3V4L235 5V9L238 7V4H240V3H244V2H242V1L240 0V3H238V4H237ZM249 3H250V2H249ZM153 4H154V3H153ZM153 4H152V5H153ZM159 4H160V3H159ZM159 4H158V5H159ZM172 4H173V3H172ZM175 4H176V2H175ZM180 4H181V3H180ZM180 4L178 3V5H180ZM183 4H186V2L183 3ZM183 4H182V5H183ZM189 4H188V5H189ZM191 4H190V6H191ZM196 4H197V3H196ZM217 4H216V5H217ZM17 5H18V3H17ZM148 5H149V4H148ZM154 5H157V4H154ZM161 5H162V4H161ZM169 5H170V4H169ZM178 5H176V6H178ZM182 5H181V7H182ZM199 5H200V4H199ZM203 5H204V4H203ZM229 5H228V6H229ZM247 5H248V4H247ZM249 5L251 6L252 3L249 4ZM2 6H3V5H2ZM9 6H10V5H9ZM9 6H8V7H9ZM131 6H132V5H131ZM200 6H201V5H200ZM221 6H222V8H221ZM230 6H231V5H230ZM244 6L241 5V6H239V7H240V9H242V8L246 9ZM148 7H149V6H148ZM148 7H147V8H148ZM151 7H152V6H151ZM158 7H159V6H158ZM172 7H173V6H172ZM178 7H179V6H178ZM197 7H198V9L200 10V8H199L198 5H197ZM197 7H196V6H195V7L193 6V8H197ZM216 7H218V6H216ZM241 7H242V8H241ZM246 7H248V6H246ZM255 7H256V6H255ZM152 8L156 9L155 7H152ZM173 8H174V7H173ZM187 8H188V7H187ZM187 8H186V9H187ZM211 8H212V9H211ZM230 8H231V7H230ZM233 8H234V7L232 6V10H233ZM248 8H249V7H248ZM248 8L246 9V11L248 10ZM253 8H254V5L252 6V8L250 7V9H252V11H251L250 9L248 10L249 12L251 11L250 13L247 11V12L249 13V15H248L249 17H250V14H251L252 12L254 13V12H256V11H259V8H258V10H257V8H254L256 11H255ZM2 9H3V8H2ZM142 9H146V7H145V8H142ZM174 9H175V8H174ZM183 9H185V8H183ZM204 9L206 10L205 7H204ZM215 9H216V8H215ZM218 9H219V7H218ZM237 9H238V8H237ZM244 9H242V10H244ZM262 9H264V6H263ZM95 10H96V9H95ZM157 10H159V9H157ZM192 10H193V9H192ZM195 10H196V9H195ZM216 10H217V9H216ZM227 10H228V8H227L226 10H223V11L221 10V12H223V13H225V14L227 15V12H228V14H229V13L232 11L231 9L228 10V11H227ZM242 10H241V13H242V14H240V16L243 15V12H244V11H242ZM253 10H254V11H253ZM142 11H143V10H142ZM146 11H147V10H146ZM154 11H155V10H154ZM189 11H191L190 8H189L188 12H189ZM197 11H198V10H197ZM197 11H196V12H197ZM200 11H203V9H201ZM214 11H215V10H214ZM214 11H212L213 15H215V16H220V15L216 14ZM217 11H218V10H217ZM217 11H216V12H217ZM224 11H227V12H224ZM229 11H230V12H229ZM246 11H245V12H246ZM260 11H261V10H260ZM263 11H264V10H263ZM98 12H99V11H98ZM185 12L187 13V11H185ZM192 12H193V11H192ZM192 12H191V14H192ZM198 12H199V11H198ZM221 12H220V14H221ZM233 12H235V11H234V10L232 11V15H233ZM236 12H237V10H236ZM236 12H235V15L238 16V14H237L238 12H237V13H236ZM245 12H244V13H245ZM247 12H246V13H247ZM141 13L143 14L144 12H141ZM141 13H140V14H141ZM146 13H148V12H146ZM212 13H211V15H212ZM239 13H240V12H239ZM246 13L244 14L245 16H247ZM248 13H247V14H248ZM256 13H257V12H256ZM256 13H254V14H256ZM171 14H172V13H171ZM173 14L175 15V12H174ZM173 14H172V15H173ZM191 14L188 13V15H191ZM195 14H196V13H195ZM197 14H198L197 16H201L202 13L200 12V13H197ZM206 14H204V15H202V16H205ZM144 15H145V14H144ZM148 15H150V12H149L148 14H146V16H148ZM153 15H154V14H153ZM157 15H158V14H157ZM188 15H186V16H188ZM208 15H209V14H208ZM226 15H222L221 17L225 16V18H226ZM232 15H231V13H230V16H231V17H232ZM235 15H234V16H235ZM259 15H260V14H259ZM263 15H264V14H263ZM263 15L261 14L260 17H262ZM2 16H3V15H2ZM140 16H142V17H140ZM140 16H139L140 18H142V19L145 18V19H146L145 16H144V17H143V15H140ZM192 16H194V18L196 17V15H192ZM202 16L200 17V20H203V21L206 20L205 18H202ZM215 16H214V19H215ZM227 16H229V15H227ZM234 16L232 17L233 19L235 18ZM240 16H238V17H239L240 20H241V17H240ZM248 16H247V18H246V17H242V19L245 18L246 20H248V19L250 20V19H252V18L254 19L255 16H258V15H257V14H256V15H251V17L254 16V17H252V18H251V17L249 18ZM8 18H9V16H8ZM10 18H11V17H10ZM140 18H139V19H140ZM153 18H154V17H153ZM172 18H173V17H172ZM177 18H178V16H177ZM201 18H202V19H201ZM206 18H207V17H206ZM211 18H213V16H212ZM239 18H238V21H240ZM258 18H259V16H258ZM258 18H255V21H254L253 23H255L256 20H257ZM106 19H107V18H106ZM191 19H193V18H191ZM196 19H199V17H198V18L196 17L195 20H196ZM208 19H210V18H208ZM214 19H213V20H214ZM221 19H223V18H220V20H221ZM228 19H229V20H226V19H225L227 22H224V23H225V24L227 23V26L230 27V26L228 25V24H229L228 21L231 22V20H230L231 18L229 17ZM235 19H236V21H237V18H235ZM235 19H234V20H235ZM253 19H252V21H253ZM153 20H154V19H153ZM188 20H189V17H188ZM200 20H199V21H200ZM216 20H218V19H216ZM234 20H232V21H234ZM243 20H244V19H243ZM243 20H242V21H243ZM246 20H245V21H246ZM249 20H248L247 22H248V23H251L252 21L250 20V21H251V22H250ZM144 21H145V20H144ZM186 21H187V20H186ZM191 21H192V20H191ZM193 21H194V20H193ZM193 21H192V22H193ZM207 21H208V20H206V22H207ZM218 21H219V20H218ZM238 21H237V22H238ZM168 22H169V21H168ZM172 22H173V21H172ZM179 22L181 23L180 19H179V20L177 19V23H179ZM204 22H205V21H204ZM210 22H212V19H210ZM213 22H214V21H213ZM234 22H235V21H234ZM243 22H244V21H243ZM243 22H242V23H243ZM247 22H245V23H247ZM187 23H188V22H187ZM187 23H185L186 26H187ZM195 23H197V22H195ZM195 23H194V25H193V23H192V25H189V24H188V26H189V27L192 26V28H193V27L195 26ZM201 23H202V22L200 21V24H201ZM207 23H209V22H207ZM222 23H223V21H222ZM238 23H239V22H238ZM248 23H247V24H248ZM253 23H252V24H253ZM256 23H257V22H256ZM0 24H1V23H0ZM139 24H140V23H139ZM146 24H147V22H146ZM183 24H184V23H183ZM203 24H204V23H202V25H203ZM215 24H217V23H215ZM231 24H232V23H231ZM233 24H234V23H233ZM235 24H236V22H235ZM235 24L232 25V27L229 28V31H230L231 29L234 28ZM247 24H245V25H244V23H243V25L241 24V25L243 26V28H242V26L240 27V24H237L238 26H236V27H238V30H239V28H240V29L242 28V29H247V30H251V29L253 30V27L250 28V27H251L250 25H252V24L248 25V26H250V27H247ZM151 25H152V24H151ZM153 25H154V24H153ZM153 25H152V26H153ZM171 25H172V24H171ZM196 25L199 26V24H196ZM204 25H205V24H204ZM210 25H211V23H209V26H210ZM218 25H219V23H218ZM223 25H224V24H223ZM223 25H222V26H223ZM127 26H128V25H127ZM152 26H151V27H152ZM182 26H184V25H182ZM197 26H196V27H197ZM205 26L207 27V24H206ZM215 26H217V25H215ZM227 26H226V28H224V29H226L225 32H227ZM244 26H246L247 28H246V27L244 28ZM253 26H254V25H253ZM255 26H257V24H256ZM84 27H85V26H84ZM148 27H149V26H147V28H148ZM196 27H194V31L197 29ZM199 27H200V26H199ZM212 27H213V24H212ZM223 27H225V25H224ZM142 28H144V27H142ZM161 28H162V27H161ZM192 28L190 27V29H192ZM213 28H214V27H213ZM217 28H218V27H216V29H217ZM249 28H250V29H249ZM150 29L153 30V28H150ZM150 29H149V30H150ZM172 29H173V28H172ZM177 29H178V28H177ZM184 29H185V27H184ZM188 29H189V28H188ZM190 29H189V30H190ZM204 29L207 30L208 28H205V27H204ZM209 29H211V28H209ZM214 29H215V28H214ZM216 29H215V31H216V33H217L220 29H217V30H216ZM222 29H223V28H222ZM222 29H221V31H219V32H221V33H225V32H222ZM236 29H237V28H236ZM263 29H264V28H263ZM170 30H171V29H170ZM197 30H199V29H197ZM197 30H196V31H197ZM202 30H203V28H201V31H202ZM206 30H205V31H206ZM211 30L213 31V29H211ZM238 30H233V31L231 30V32L235 34V33H237ZM252 30H251V31H252ZM146 31H147V30H146ZM185 31H186V30H185ZM196 31H195V32H196ZM205 31H202L201 34L204 35V32H205ZM208 31H209V30H208ZM208 31H206L207 34H208ZM234 31H236V32H234ZM241 31H242V30H241ZM243 31H244V30H243ZM243 31L241 32V34L243 33ZM260 31H261V30H260ZM149 32H152V31H149ZM191 32H192V30H191ZM191 32H188L187 34H189V33H191ZM209 32H210V31H209ZM231 32H230V33H231ZM252 32H253V31H252ZM88 33H89V32H88ZM158 33H159V32H158ZM197 33H198V32H197ZM211 33H212V32H211ZM213 33H214V32H213ZM221 33H218V34H220L219 37H220L221 39H224V38H225V35H224V38H222L223 35L221 36ZM227 33H228V32H227ZM232 33H231V34H232ZM238 33H239V32H238ZM238 33H237V34H238ZM255 33H256V31H255L253 34H255ZM150 34H151V33H149V35H150ZM155 34H156V33H155ZM176 34H177V33H176ZM218 34H217V35H218ZM225 34H226V33H225ZM228 34H229V33H228ZM228 34H226L227 37L230 35V34H229V35H228ZM234 34H233V37L235 38ZM237 34H236V35H237ZM246 34H247V33H246ZM250 34H251V33H250ZM250 34H249V36H251ZM256 34H257V33H256ZM4 35H5V34H4ZM146 35H147V33H146ZM185 35H186V33H185ZM192 35H194V34L192 33ZM203 35H200V36L202 37ZM217 35H216V37H217ZM151 36H152V35H151ZM151 36H149V37H151ZM154 36H155V35H154ZM169 36H170V35H169ZM180 36H181V38H185L184 36L182 37L181 34H180ZM189 36H190V34H189ZM189 36H188V39H189ZM195 36H197V35H195ZM211 36H215V34H212V35L210 34V38H211ZM238 36H239V34L237 35V40H236V41L240 42V41H239V40H240V36H239V37H238ZM243 36H245L244 33H243V35H241V37H243ZM247 36H248V35H246L245 37H247ZM255 36H256V35H255ZM255 36H254V37H255ZM144 37H145V36H144ZM146 37H148V36H146ZM191 37H192V36H191ZM206 37H209V36L207 35ZM216 37H213L212 39L215 41ZM245 37H244V38H245ZM252 37H253V36H252ZM252 37H250V38H252ZM254 37H253V38H254ZM156 38H157V37H156ZM169 38H170V37H169ZM172 38H173V37H171V39H172ZM178 38H180V37H179V34H178ZM178 38H177V39H178ZM210 38H209L208 40H210ZM214 38H215V39H214ZM217 38H218V37H217ZM220 38H218V40H219ZM230 38L232 39L231 35H230L229 39H230ZM234 38H233V39H234ZM238 38H239V40H238ZM244 38H241V39H244ZM253 38L250 39V40L253 41V40H254ZM1 39H2V38H1ZM77 39H78V38H77ZM131 39H132V38H131ZM144 39L146 40V38H144ZM150 39H152V38H150ZM153 39H154V38H153ZM167 39H168V38H167ZM177 39H176V40H177ZM185 39H187V37H186ZM191 39H192V38H191ZM191 39H190V40H191ZM194 39H195V37H194ZM194 39H193V41H192V40H191V41L194 42ZM198 39H201V40H202V38H200V37L197 38V41H198ZM203 39H204V37H203ZM227 39H228V38H226V44L229 43V42H228L229 39H228V40H227ZM233 39H232V41L235 43V41H234L235 39H234V40H233ZM145 40H144V41H145ZM173 40H175V39H173ZM178 40H179L178 42H177V41H175V42H177V43L179 44L180 39H178ZM182 40H183V39H182ZM208 40L206 39L205 41H208ZM246 40H247V38H246ZM250 40H248V42H249ZM185 41H186V40H185ZM185 41H184V43H185ZM187 41H188V40H187ZM187 41H186V42H187ZM195 41H196V39H195ZM197 41H196V43H198ZM211 41H212V40H211ZM221 41H222V40H221ZM221 41H219L220 44H219L218 47H217L216 45H215V47L213 46L214 48H216L215 50H217L218 52H220L221 49H224V47H225V45H226V44H225V45L222 47V44H224L223 42H225V39L223 40L222 44H221ZM229 41H231V40H229ZM242 41H245V39L242 40ZM242 41H241V43H242ZM252 41H251V42H252ZM7 42H8V41H7ZM149 42H150V41H149ZM192 42H191V43H192ZM212 42H213V41H212ZM212 42H211V43H212ZM238 42H236V43H238ZM245 42L247 43V41H245ZM245 42H244V43H245ZM256 42H257V41H256ZM256 42L254 41L253 43H256ZM8 43H9V42H8ZM81 43H82V42H81ZM106 43H107V42H106ZM169 43H171V42H169ZM181 43H182V42H181ZM196 43H195V44H196ZM199 43H200V42H199ZM201 43H202V41H201ZM201 43H200V44H201ZM205 43L207 44V42H205ZM209 43H210V42H209ZM209 43H208V44H209ZM215 43H216V41H215ZM215 43H214V44H215ZM217 43H218V41H217ZM89 44H90V43H89ZM154 44H155V42H154ZM167 44H168V43H167ZM173 44H174V43H173ZM182 44H183V43H182ZM185 44H186V43H185ZM188 44H189V42H188ZM200 44H199V45H200ZM208 44H207V45H208ZM212 44H213V43H212ZM231 44H233V43L231 42ZM238 44H239V43H238ZM75 45H76V44H75ZM138 45H139V44H138ZM202 45H203V44H202ZM220 45H221V46H220ZM228 45H229L228 47H231V46H234L235 44H233V45L228 44ZM240 45H241V46H238V45H237V47H236V48H238V47L240 48V49L238 48V51L241 50L242 48H244V46H245V44H244V46H243V43L240 44ZM77 46H78V45H77ZM175 46H178V45L175 43ZM182 46H183V45H182ZM182 46H181V47H182ZM186 46L188 47V45H186ZM204 46H205V44H204ZM235 46H236V45H235ZM235 46H234V48H235ZM30 47H31V46H30ZM84 47H86V46H84ZM90 47H91V46H90ZM173 47H174V46H173ZM173 47H172V50H173ZM178 47H179V46H178ZM183 47L185 48V45H184ZM190 47H191V46H190ZM205 47H206V46H205ZM219 47H221V48H219ZM228 47H227V48H228ZM241 47H242V48H241ZM32 48H33V47H32ZM36 48H37V47H36ZM167 48H169V47H167ZM195 48H199V46H198V47L195 46ZM201 48H203V47L201 46ZM211 48H212V46H211ZM218 48L220 49V51H219ZM225 48H226V47H225ZM231 48H232V47H231ZM234 48H233V50H234ZM4 49H5V48H4ZM19 49H20V48H18V50H19ZM21 49H23V48H21ZM21 49H20V50H21ZM77 49H78V48H77ZM124 49H125V48H124ZM186 49H187V48H186ZM193 49H194V47H193ZM193 49H192V50H193ZM205 49H206V48H205ZM205 49H204V50H205ZM80 50H81V49H80ZM176 50H177V49H176ZM178 50H179V49H178ZM181 50H182V48H181ZM189 50H190V49H189ZM192 50H191V51H192ZM195 50H197V49H195ZM201 50H202V49H201ZM204 50H202V51H203V54H204ZM207 50H208V49H207ZM215 50H208V52L213 51V53H216V52H214ZM224 50H225V49H224ZM226 50H227V49H226ZM226 50H225V51H226ZM8 51H9V50H8ZM24 51H25V50H24ZM24 51H22V52H24ZM72 51H73V50H72ZM72 51H71V52H72ZM86 51H87V50H86ZM202 51H201V53H202ZM234 51H236V49H235ZM234 51H233V53H234ZM238 51H236V52H238ZM4 52H5V51H4ZM19 52H20V51H19ZM25 52L27 53V51H25ZM78 52L80 53V51H78ZM155 52H156V51H155ZM192 52H193V51H192ZM195 52H197V51H195ZM205 52H207V51H205ZM222 52H223V50H222ZM227 52H229V53H227V55H230V53H232V52H230V48H229V51H227ZM236 52H235V53H236ZM17 53H18V52H17ZM17 53H15V54H17ZM197 53H200V52L198 51ZM197 53H196V54H197ZM213 53H212V54H213ZM220 53H221V52H220ZM223 53H224V52H223ZM225 53H226V52H225ZM233 53H232V54H233ZM235 53H234L233 55H235ZM19 54H20V53H19ZM69 54H70V53H69ZM76 54H77V53H76ZM189 54H190V51H189ZM206 54H207V53H206ZM209 54H210V57H212V56L215 55V54L212 55L211 53H209ZM221 54H222V53H221ZM232 54H231V55H232ZM252 54H253V53H252ZM22 55L24 56V54H22ZM174 55H175V54H174ZM201 55H202V54H201ZM211 55H212V56H211ZM218 55H219V53H218ZM218 55H217V57H219ZM222 55H223V54H222ZM222 55H221V56H222ZM227 55H226V56L223 55L222 58H225V57L228 58V59H226V58H225V59H226V61L228 60L229 62H231V61H230L231 59L234 60L233 56L230 57V56H227ZM15 56H16V55H15ZM76 56H77V55H76ZM76 56H75V58H77ZM166 56H167V55H166ZM197 56L200 57V54L197 55ZM203 56H204V55H203ZM203 56H201V58H203ZM207 56H208V54L205 55L204 59L209 58V56H208V57H207ZM13 57H14V56H13ZM26 57H27V56H26ZM66 57H67V56H66ZM68 57H69V58H73V56L70 57V55H68ZM78 57H80V56H78ZM168 57H170V56H168ZM198 57H193V58H194V60H195V58H198ZM217 57H216V59H217ZM229 57H230L231 59H229ZM16 58H18V56H17ZM23 58H24V57H23ZM62 58H63V57H62ZM64 58H65V56H64ZM98 58H99V57H98ZM110 58H111V57H110ZM161 58H162V57H161ZM165 58H167V57H165ZM189 58H190V57H189ZM201 58H200V59H201ZM213 58H214V57H213ZM220 58H221V57H220ZM220 58H219V59H220ZM13 59H14V58H13ZM26 59H27V58H26ZM48 59H49V58H48ZM171 59H172V58H171ZM198 59H199V58H198ZM200 59H199V61H201V63H202V62H203V59H202V60H200ZM241 59H242V58H241ZM70 60L72 61V60H74V59H70ZM103 60H104V59H103ZM190 60H191V58H190ZM190 60H189V61H190ZM207 60H208V59H207ZM207 60H206V61L204 60V61H205L204 63H206ZM212 60H213V59H212ZM220 60H221V61H224V60H222V59H220ZM16 61H17V60H16ZM53 61H54V59H53ZM127 61H128V60H127ZM163 61H164V60H163ZM169 61H171V60H169ZM191 61H192V60H191ZM209 61H211V60H209ZM209 61H208V62H209ZM215 61H216V60H215ZM218 61H219V60L217 59V62H216V64L218 63V66H217V67L220 66V68H223V67L227 68V66H226V65H223V64H222L223 67H221V65L219 64L221 61H220V62H218ZM226 61H224V62H226ZM47 62H49V60H48ZM47 62H46V63H47ZM55 62H56V61H55ZM98 62H99V61H98ZM196 62H198V61H195V63H194V61H193V62H189V63L191 64V65H189V66L193 69V64H196V65L198 64V63H196ZM208 62H207V63H208ZM212 62H213V61H212ZM224 62H222V63H224ZM19 63H20V62H19ZM21 63L23 64V63H25V62L22 61ZM53 63H54V62H53ZM99 63H100V62H99ZM167 63H168V61H167V62L165 61V66H164L165 69L168 68V67H166ZM169 63H170V62H169ZM169 63H168L167 66H169L170 64H174V65H175V62H174V63L171 62L170 64H169ZM177 63L181 66V64H180L178 61H177ZM183 63H184V62H183ZM189 63H186V64L188 65ZM210 63H211V62H210ZM3 64H4V63H3ZM22 64H20V65H22ZM26 64H27L29 67L32 65V63H31V64H30V63L28 64L27 62H26ZM36 64H37V63H36ZM65 64H66V63H64V65H65ZM67 64L70 65V64H69V61H68V58H67ZM67 64H66V65H67ZM71 64H72V63H71ZM97 64H98V63H97ZM107 64H108V63H107ZM178 64H176V65L178 66ZM186 64H184L185 66L183 65L184 67L181 66V69H182V68H183V69H184V68H185V69H188V68L190 69V67H188V66H187V68H186ZM199 64H200V62H199ZM199 64H198V65H199ZM224 64H225V63H224ZM230 64H231V63H230ZM240 64H241V63H240ZM45 65H46V64H44V66H45ZM49 65H51V63H50ZM52 65H53V64H52ZM52 65H51V66H52ZM54 65H55V64H54ZM154 65H155V64H154ZM174 65H172V66L174 67ZM176 65H175V66H176ZM203 65H204V64H203ZM203 65H201V66H203ZM211 65H215V64L212 63ZM228 65H229V64H228ZM232 65H233V64H232ZM232 65H231V66H232ZM2 66H3V65H2ZM9 66H11V65H9ZM28 66H27V67H28ZM34 66H35V65H34ZM40 66H41V65H40ZM46 66H47V65H46ZM56 66H57V65H56ZM99 66H100V65H99ZM103 66H104V65H103ZM109 66L111 67L112 65H109ZM152 66H153V65H152ZM177 66H176V68H177L178 71H179V67H177ZM199 66H200V65H199ZM201 66H200V67H201ZM208 66H209V64L206 65V67H208ZM23 67H24V66H23ZM29 67H28V68H29ZM41 67H42V66H41ZM47 67H48V66H47ZM47 67H46V68H47ZM105 67H106V66H105ZM113 67H114V66H113ZM197 67H198V66H195L196 71H199V70H200V69H199L200 67H199V68H197ZM211 67H212V66H211ZM38 68H39V67H37V70H36V68H35V70H33V71H35V73L38 72V71H39ZM48 68H49V67H48ZM48 68L46 69L47 71H48ZM52 68H54V67H52ZM85 68H86V67H85ZM117 68H118V67H117ZM155 68H156V67H155ZM160 68H161V67H160ZM160 68H159V70H160ZM176 68H175V70H176ZM195 68H194V69H195ZM203 68H205V65H204V67H202L201 69H203ZM209 68H210V67H209ZM220 68H219V70H217L219 73H220ZM231 68H232V67H231ZM256 68H257V67H256ZM1 69H2V68H1ZM19 69H20V68H19ZM33 69H34V68H33ZM89 69H90V68H89ZM112 69H113V68H112ZM114 69H115V67H114ZM165 69L163 70V72L165 71ZM169 69H174V68H169ZM192 69H190V72H191ZM197 69H198V70H197ZM206 69H207V68H206ZM211 69H213V71L215 72V71H216L215 69H217V68H215V66H214V68H211ZM223 69H224V68H223ZM249 69H251V68H249ZM249 69H248V70H249ZM2 70H3V69H2ZM31 70H32V69H31ZM110 70H111V69H110ZM166 70H167V69H166ZM175 70H174V71H175ZM209 70H210V69H209ZM221 70H222V69H221ZM227 70H228L229 73L232 71V70H230V68L227 69ZM246 70H247V69H246ZM252 70H254V68H252V69L250 70V71L252 72V74H254V72H255L256 70H258V69L254 70V71H252ZM3 71H4V70H3ZM14 71H15V70H14ZM100 71H101V70H100ZM169 71H170V70H169ZM183 71H185V70H182V72H178V74H179V73L182 74ZM194 71H195V70H194ZM200 71H201V70H200ZM200 71H199L198 74H197V72H196L195 74H197V76H198V75L200 74ZM202 71H205V72H206V70H202ZM207 71H208V70H207ZM225 71H226V70H225ZM225 71H224L223 73H225ZM259 71H260V70H258V72H259ZM29 72H30L31 75H34L33 72H32V73H31V71H29ZM29 72H28V70H27V71L25 72V74H27V73L29 74ZM49 72H50V71H49ZM49 72H48V73H49ZM56 72H58L57 69H56ZM111 72H113V71H111ZM161 72H162V70H161ZM171 72H172V70H171ZM187 72H188V70H187ZM214 72H212V71L210 70V74H214ZM244 72H245V71H243V76H242V77H245L246 80L252 78V77H247L248 74H246V72H245V75H247V76H245V75H244ZM251 72H250V73H251ZM5 73H7V72H5ZM10 73H11V71L9 72V74H10ZM40 73H41V72H40ZM40 73H39V72L36 73L37 76L40 77V75H41ZM46 73H47V72H46ZM86 73H88V72H86ZM102 73H103V72H102ZM104 73H105V72H104ZM104 73H103V74H104ZM154 73H155V72H154ZM158 73H159V72H158ZM166 73H167V71H165V74H166ZM203 73H204V72H203ZM203 73H201V74L203 75ZM215 73H217V72H215ZM219 73H218V74H219ZM223 73H221V74L223 75ZM226 73H227V71H226ZM226 73H225V74H226ZM247 73H248V72H247ZM11 74H12V73H11ZM11 74H10V75H11ZM14 74H15V73H14ZM20 74H22V73H20ZM20 74H19V76H18V74H17V77H16V78L21 77ZM61 74H62V73H61ZM97 74H98V73H97ZM100 74H101V72H100ZM103 74H102V75H103ZM111 74H112V73H111ZM156 74H157V73H156ZM172 74H173V73H172ZM175 74H176V73H175ZM187 74H188V73H187ZM191 74H194V72L191 73ZM191 74H190V75H191ZM201 74H200V75H201ZM205 74H206V76H204V77L207 78V74H208V73H205ZM221 74H220V75H221ZM225 74H224L223 76H224V78H227L228 75L226 76ZM257 74H258V73H257ZM0 75H1V73H0ZM4 75H5V74L3 73V76H4ZM45 75H46V74H45ZM50 75H51V74H50ZM83 75H85V74H83ZM109 75H110V73L108 72V76H109ZM158 75H160V74H158ZM158 75H157V76H158ZM170 75H171V74H170ZM179 75H180V74H179ZM183 75H184V74H183ZM185 75H186V73H185ZM200 75H199V76H200ZM215 75H216V74H214L213 77H214ZM222 75H221L220 77H222ZM3 76H2V77H3ZM5 76H6V75H5ZM37 76L35 77V75H34V77L36 78V79H35L36 81H37V78H38V80H39V77H37ZM41 76H43V73H42ZM46 76H48V75H46ZM46 76L43 77V78L45 79ZM96 76H97V75H96ZM105 76H106V74H105ZM110 76H111V75H110ZM110 76H109V77H110ZM157 76H156V78H157ZM161 76H163V75H161ZM165 76H166V75H165ZM171 76H174V75H171ZM171 76H170V77H171ZM191 76H192V75H191ZM208 76H209V74H208ZM210 76H211V75H210ZM210 76H209V78H210ZM217 76H218V75H216L215 79H217ZM225 76H226V77H225ZM233 76H235V75H233ZM240 76H241V75H238L237 77H240ZM249 76H250V75H249ZM106 77H107V76H106ZM106 77H104V78L106 79ZM109 77H108V80H109ZM149 77H150V76H149ZM153 77H154V76H153ZM170 77H169V80H170ZM175 77H177V75H176ZM185 77H187V75L184 76L183 78H185ZM188 77L191 79L190 76H188ZM220 77L218 76V80L221 79ZM235 77H236V76H235ZM41 78H42V77H41ZM100 78H101V76H100ZM159 78H160V77H159ZM178 78H179V76H178ZM183 78H182V79H183ZM189 78H185V79L189 80ZM198 78H199V77H197V79H198ZM200 78H201V77H200ZM202 78H203V77H202ZM205 78H204V79H205ZM219 78H220V79H219ZM232 78H234V77H232ZM245 78L242 79V80L240 79V81H242V82L245 83L244 85H246ZM247 78H248V79H247ZM44 79H43V80H44ZM80 79H81V78H80ZM92 79H93V78H92ZM165 79H166V78H165ZM172 79H173V78H171V80H172ZM176 79H177V78H176ZM180 79H181V78H180ZM192 79H193V78H192ZM197 79H196V80H197ZM207 79H208V78H207ZM207 79H205V81H206ZM236 79H239V78H236ZM18 80H19V79H18ZM31 80H34V79H31ZM35 80H34V82H33L32 85H36V86H38L37 84H39V83H37V82H39V81L36 82ZM85 80H86V79H85ZM88 80H89V79H88ZM100 80H102V79H100ZM103 80H104V79H103ZM129 80H130V79H129ZM155 80H156V79H155ZM158 80H159V79H158ZM161 80H162V79L160 78V82H162ZM187 80H185L183 83L187 82ZM193 80H194V79H193ZM193 80H192V81H193ZM199 80H200V79H199ZM199 80H198V81H199ZM208 80H209V79H208ZM211 80H214V78L212 79V76H211L210 81H211ZM221 80H222V79H221ZM231 80H233V79H231ZM4 81H5V83H6V80H4ZM19 81H21V80H19ZM19 81H18V82H19ZM25 81H26V80H25ZM89 81H90V80H89ZM109 81H110V80H109ZM189 81L192 83L191 80H189ZM210 81H209V83H210ZM222 81L225 82L226 80L223 79ZM237 81H238V80H237ZM240 81H238V83H239ZM27 82H28V81H27ZM27 82H24V84L27 83ZM31 82H32V81H31ZM41 82H42V81H41ZM45 82H46V81H45ZM102 82H103V81H102ZM121 82H122V81H121ZM157 82H158V81H157ZM160 82H159V83H160ZM168 82H169V81H168ZM178 82H180V81H178ZM193 82H194V81H193ZM200 82H204V80L202 79V80L199 81V83H200ZM206 82H207V83H206ZM206 82L204 83V85H205V84L208 85V81H206ZM211 82H213V81H211ZM215 82H216V81H215ZM215 82H213V83H215ZM228 82H230V81H226V83H228ZM231 82H233V81H231ZM231 82H230V83H231ZM235 82H236V80H234V83H235ZM242 82H241V83H242ZM28 83H30V81H29ZM59 83H60V82H59ZM76 83H77V82H76ZM88 83H89V82H88ZM162 83H163V82H162ZM183 83L181 82L182 86H183ZM188 83H189V82H188ZM188 83H186V84L188 85ZM226 83H225V84H226ZM230 83H229V84H230ZM238 83H237V84H238ZM241 83H240V84H241ZM1 84H2V82H1ZM13 84H14V83H13ZM62 84H64V83H62ZM105 84H106V82H105ZM128 84H129V83H128ZM155 84H157V83L155 82ZM163 84H165V83H163ZM167 84H168V83H167ZM173 84H174V83H173ZM179 84H180V83H179ZM192 84H193V83H192ZM197 84H198V83H197ZM202 84H203V83H202ZM217 84H218V81H217ZM219 84H220V82H219ZM219 84L216 85V87H217L218 89H220L221 86H223V85H222V84H223L222 82H221V84H220V87H219ZM229 84H228V85H229ZM3 85H4V84H3ZM22 85H23V84H22ZM26 85H27V84H26ZM30 85H31V83H30ZM48 85H49V84H48ZM58 85H59V84H58ZM187 85H186V86H187ZM189 85H191V84H189ZM199 85H200V84L197 85V88H196V89H198ZM204 85H203V86H204ZM207 85H206L205 87H202L203 91H204V89L206 90ZM210 85H211V84H210ZM231 85H235V84H230V86H231ZM244 85H243V83H242L240 86H239V84H238L237 86H239V88H238L236 85H235V87L233 86V88L237 90V89H240V88H241L242 86H244ZM10 86H11V85H10ZM60 86H61V85H60ZM124 86H125V85H124ZM166 86H167V85H166ZM179 86H180V85H179ZM192 86H195V84L192 85ZM230 86H229V87H230ZM26 87H27V86H26ZM54 87H55V86H54ZM81 87H83V86H81ZM96 87H97V86H96ZM100 87H101V85H100ZM161 87H162V86H161ZM163 87H165V85H164ZM173 87H174V85H173ZM184 87H185V86H184ZM200 87H201V86H200ZM209 87H210V86H209ZM209 87H208V89H209ZM213 87H215L214 84H213ZM216 87H215V88H216ZM223 87H224V86H223ZM245 87H246V86L243 87V88H244V91H245ZM256 87H257V86H256ZM256 87L253 86V87H252V90H253V88H256ZM1 88H2V87H1ZM5 88H6V86H5ZM14 88H15V87H14ZM40 88H41V87H40ZM90 88H91V87H90ZM146 88H147V87H146ZM178 88H179V87H178ZM226 88H228V87L226 86ZM243 88H242V89H243ZM249 88H250V87H249ZM249 88H248V89H249ZM2 89H4V88H2ZM10 89L12 90L13 88H10ZM10 89H9V90H10ZM27 89H28V88H27ZM30 89H32V88H30ZM87 89H88V88H87ZM159 89H160V88H159ZM166 89H167V88H166ZM169 89H170V88H169ZM181 89H182V88H181ZM181 89H180V91H181ZM188 89H189V87H188ZM193 89H195V88L192 87L191 90H193ZM200 89H201V88H200ZM211 89H212V88H211ZM211 89H210V91H211ZM218 89H217V93L220 92ZM221 89H222V88H221ZM223 89H224V88H223ZM229 89H230V88H229ZM229 89H227V90L230 92L231 89H230V90H229ZM246 89H247V88H246ZM250 89H251V88H250ZM256 89H257V90H255V91L253 90V91H252L253 93L251 92L250 94H249L247 91H245V92H247L246 96L249 94L248 96L250 97L251 94H252V95L254 94L253 96L255 97V94H257V98H258V97H259L258 94L261 93V92L259 93L258 91L261 90V89H260V87H257ZM0 90H1V89H0ZM4 90H5V89H4ZM14 90H15V89H14ZM22 90H23V89H22ZM101 90H102V89H101ZM104 90H105V89H104ZM127 90H128V89H127ZM164 90H165V89H164ZM171 90H172V88H171ZM176 90H177V88H176ZM185 90H187V89H185ZM213 90H214V89H213ZM236 90H235V92H234V91H233V92L236 93L237 91H238V92L240 91V90H237V91H236ZM5 91H6V90H5ZM5 91H4V92H5ZM92 91H93V90H92ZM108 91H109V90H108ZM112 91H113V90H112ZM123 91H124V90H122V92H123ZM173 91H174V90H173ZM193 91H194V90H193ZM193 91H192V92H193ZM196 91H197V90H196ZM196 91H195V92H196ZM198 91H199V90H198ZM203 91H202V92H203ZM210 91H209V92H210ZM215 91H216V90H215ZM223 91H224V90H223ZM231 91H232V90H231ZM244 91H240V92L242 93V96L245 94ZM249 91H250V90H249ZM256 91H257V93H256ZM10 92H11V91H10ZM25 92H26V91H25ZM67 92H68V91H67ZM88 92H89V91H88ZM131 92H132V91H131ZM174 92H175V91H174ZM181 92H182V91H181ZM187 92H189V91H186V93H187ZM205 92L207 93V91H205ZM205 92H204V93H205ZM229 92L225 91L226 95H228V97L230 98V96H229ZM233 92H231V94H232ZM238 92H237V93H238ZM240 92H239V93H240ZM243 92H244V93H243ZM7 93H8V92H7ZM79 93H80V92H79ZM91 93H92V92H91ZM171 93H172V92H171ZM182 93H183V92H182ZM189 93H190V92H189ZM206 93H205V94H206ZM212 93H214V91H213ZM217 93L211 94V95H213L211 98H213L214 95L216 96ZM225 93H223V94H225ZM227 93H228V94H227ZM234 93H233L232 95L236 96L237 94H234ZM241 93L238 94V95L241 96ZM106 94H107V93H106ZM112 94H113V93H112ZM175 94H176V92H175ZM183 94H184V93H183ZM190 94H192V93H190ZM193 94H194V93H193ZM231 94H230V95H231ZM261 94H262V95H261V96H262V99H260V98H261V96H260V98H259V99H260V103H261L262 101L264 102V99H263V98H264V97H263V96H264L263 91H262ZM2 95H3V94H2ZM2 95H1V96H2ZM4 95H6V94L4 93ZM78 95H79V94H78ZM170 95H173V93L170 94ZM200 95H201V94H200ZM207 95H209V94L207 93ZM220 95H221V94H219V96H220ZM238 95H237V97H238ZM252 95H251V97H252ZM112 96H113V95H112ZM179 96H180V94H179ZM184 96H185V95H184ZM189 96H190V95H189ZM196 96H197V95H196ZM198 96H199V95H198ZM209 96H210V95H209ZM209 96H208V97H209ZM219 96H217L216 98H218ZM240 96H239V100H240V102L242 101L241 98H243V100H245L244 97H240ZM246 96H245V98H249V97H246ZM102 97H103V96H102ZM105 97H106V96H105ZM185 97H186V96H185ZM194 97H195V96H194ZM220 97H221V96H220ZM224 97H225L226 99L228 98V97L225 96V95H224ZM224 97H223V98H224ZM231 97H232V101H233V98H234V102H235V99H237V98H235V97H233V96H231ZM91 98H92V97H91ZM95 98H96V97H95ZM98 98H99V96H98L96 99L98 100ZM109 98H110V97H109ZM113 98H114V97H113ZM178 98H179V97H178ZM190 98H191V96H190ZM192 98H193V97H192ZM192 98H191V99H192ZM195 98H197V97H195ZM204 98H205V97H204ZM96 99H95V100H96ZM132 99H133V98H132ZM169 99H170V98H169ZM169 99H168V100H169ZM172 99H173V98H172ZM183 99H184V98H183ZM186 99H188V97H187ZM191 99H190V100H191ZM197 99H198V98H197ZM205 99H207V97H206ZM208 99H209V98H208ZM221 99H222V98H220V100H221ZM230 99H231V98H230ZM252 99L255 101V99H254L253 97H252ZM95 100H94V101H95ZM117 100H118V99H117ZM192 100H193V99H192ZM192 100H191V101H192ZM194 100H195V99H194ZM220 100H219V103H220ZM223 100H224V99H222L221 102H223V103H224V106H226L227 108H230V107H232V106H236L235 103H232V101H231V102L228 101L227 103L230 102V103L233 104V105L231 104L232 106L230 105V107H229L228 105H225V102H226V101L224 102ZM249 100H251V99H249ZM249 100H248V101H249ZM253 100H251V101L253 102ZM256 100H257V99H256ZM261 100H262V101H261ZM91 101L93 102V100H91ZM102 101H103V100H102ZM178 101H179V99H178ZM195 101H196V100H195ZM201 101H202V100H201ZM206 101H207V100H205V102L203 101V106H204V103H206ZM209 101H213V102H212V105H214V104H215L214 101H216V99H215V98L212 99V100L209 99ZM209 101H207V105H209V104L211 105V103H210ZM246 101H247V99H246ZM246 101H245V103H246ZM109 102H110V101H109ZM180 102H181V101H180ZM183 102L186 103L187 101H186V102L183 101ZM255 102H256V101H255ZM255 102H254V103H255ZM263 102H262L261 104H263ZM100 103H101V102H100ZM110 103H111V102H110ZM123 103H124V102H123ZM123 103H122V105H123ZM160 103H161V102H160ZM168 103L170 104L171 102H168ZM196 103H201V102L196 101ZM208 103H209V104H208ZM213 103H214V104H213ZM223 103H221V106H220V104H219V106H220L221 109L223 108V107H222V106H223V105H222ZM227 103H226V104H227ZM230 103H229V104H230ZM237 103H238V100H237ZM242 103H243V101H242ZM245 103H244V104H245ZM248 103H249V104H253V103H250V102H248ZM248 103H246V105H247ZM112 104H113V103H112ZM171 104H172V103H171ZM174 104H175V103H174ZM194 104H195V103H194ZM217 104H218V102L216 101V105H217ZM256 104H257V102H256ZM89 105H90V104H89ZM113 105H114V104H113ZM117 105H119V104H117ZM179 105H180V104H179ZM184 105H185V104H184ZM184 105H182V106H184ZM190 105H191V102H190ZM192 105H193V104H192ZM240 105H242V104H240ZM240 105H239V106H240ZM253 105H254V104H253ZM253 105H252V106L250 105V107H248V105L245 106V107H248L249 110H247V108H241V109H242V111H243L244 113H249V114L252 115V113H253V114H254V113L256 114V112H257V114L259 115V113H260L259 110H260L261 106H260V108H258L259 110H258L257 108H256L257 110H255V107H259V105H257V106L255 105V107H253ZM91 106H92V105H91ZM100 106H101V105H100ZM108 106H109V105H108ZM108 106H107V107H108ZM176 106H177V104H176ZM182 106H181V107H182ZM187 106H189V105H187ZM205 106H206V105H205ZM217 106H218V105H217ZM262 106H264V105H262ZM103 107H104V106H103ZM103 107H102V109H103ZM107 107H106V108H107ZM181 107H179V108H181ZM206 107H208V106H206ZM210 107H211V106H210ZM210 107H209V108H210ZM214 107H216V106H214ZM226 107H225L224 109H226ZM241 107H242V106H241ZM243 107H244V106H243ZM166 108H167V107H166ZM170 108H171V107H170ZM177 108H178V107H177ZM177 108H176V109H177ZM184 108H185V106H184ZM191 108H193V106H192ZM198 108H199V107H198ZM209 108H208V109H209ZM216 108H217V109H216V112H217V114H218V111H217V110H219L220 108H218V107H216ZM232 108L234 109V111H236L235 109L238 108V105H237V107H235V108L232 107ZM252 108H254V110H255L256 112H254V110H253ZM263 108H264V107H262V109H261V113H262V110H263V113L260 114V118H261V115H263L262 117H264V109H263ZM88 109H89V108H88ZM113 109H114V108H113ZM116 109H117V108H116ZM203 109H204V108H203ZM205 109H206V108H205ZM208 109H206V110H208ZM233 109H230V110H229V109H226V110H227L229 113H231L230 111L233 110ZM243 109H245V110H247V111H249V112H245V110H243ZM250 109H252V113L250 112ZM106 110H107V109H106ZM120 110H121V109H120ZM125 110H126V109H125ZM136 110H137V109H136ZM180 110H182V109H180ZM187 110H188V109H187ZM187 110H185V112H186ZM206 110H205V111H206ZM212 110H213V108H212ZM226 110H225V111H226ZM239 110H240V109H239ZM92 111H93V110H92ZM123 111H124V109H123ZM133 111H134V110H133ZM189 111L191 112V110H189ZM198 111L200 112V111H202V109H200V110H198ZM209 111H210V110H209ZM213 111H214V110H213ZM225 111H221V112H222L221 115L223 116V118L226 119V117H224ZM227 111H226V112H227ZM258 111H259V113H258ZM112 112H113V111H112ZM121 112H122V111H121ZM130 112H131V111H130ZM165 112H166V111H165ZM179 112H180V111H179ZM185 112H184V113H185ZM187 112H188V111H187ZM216 112H214V113H216ZM223 112H224V114H223ZM237 112H238V111H237ZM240 112H241V111H240ZM125 113H126V112H125ZM170 113H171V112H170ZM188 113H189V112H188ZM188 113H187V115H188ZM202 113H203V112H202ZM232 113L234 114L233 111H232ZM241 113H242V112H241ZM92 114H93V113H92ZM114 114H115V113H114ZM129 114H130V113H129ZM178 114H179V113H178ZM194 114H195V113H194ZM205 114H208V113H205ZM205 114H204V115H205ZM217 114H216V115H217ZM219 114H220V113H219ZM227 114H228V113H227ZM227 114H225V115L227 116ZM238 114H239V112H238ZM249 114H248V115H249ZM255 114H254V115H255ZM123 115H124V114H123ZM163 115H164V114H163ZM180 115H181V113H180ZM183 115H184V114H183ZM197 115H198V113H197ZM197 115H196V117H200V115H202V114H201V112H200V115H198V116H197ZM214 115H215V114H213V116H214ZM228 115H231V114H228ZM235 115H236V112H235ZM239 115H240V114H239ZM254 115H253V117H254ZM258 115H257V116H258ZM129 116H130V115H129ZM132 116H133V115H132ZM171 116H172V115H171ZM177 116H178V115H177ZM184 116H185V115H184ZM189 116H190V113H189ZM189 116H188V118H189ZM192 116H195V115L192 114ZM208 116H209V115H208ZM210 116H212V115L210 114ZM210 116L208 117L209 120L211 119ZM218 116H219V115H218ZM222 116H220L221 118L215 116V117L218 118V119L215 118L216 121H218L219 119H221V120H219V121H220L219 123H221V122L223 123L224 120L222 121V119H223ZM236 116H237V115H236ZM241 116H243V115L241 114ZM245 116H246V115H245ZM98 117H99V116H98ZM98 117H97V118H98ZM106 117H107V116H106ZM111 117H112V116H111ZM130 117H131V116H130ZM172 117H174V115H173ZM196 117L193 118V122H194V123H195V121H196V120H194ZM206 117H207V116H206ZM251 117H252V116H251ZM251 117H250V115L248 116V118H250V119H251ZM258 117H259V116H258ZM114 118H116V117L114 116ZM126 118H127V117H126ZM138 118H139V117H138ZM164 118H165V117H164ZM164 118H163V119H164ZM168 118H169V117H168ZM177 118H179V117H177ZM177 118H176V119H177ZM182 118H183V117H182ZM188 118H187V119H188ZM200 118H201V117H200ZM200 118H199V119H200ZM227 118H228V117H227ZM230 118H231V117H230ZM248 118L244 117V119H246V121H247ZM254 118H256V115H255ZM254 118H252L251 120H254ZM102 119H104V118H102ZM109 119H110V118H109ZM146 119H147V118H146ZM160 119H161V118H160ZM163 119H162V120H163ZM173 119H174V118H173ZM176 119H174V120H176ZM185 119H186V118H185ZM185 119L183 118L184 121H187V120H185ZM202 119H203V117H202ZM206 119H207V118H205V120H206ZM212 119H213V118H212ZM233 119H235V118H233V115H232V121H234ZM257 119H259V118H257ZM257 119L254 120V122L257 123L256 121H259V123H260V120H262L261 122L263 123V124H262V128H263V125H264V121H263V120H264V119H260V120H257ZM155 120H156V119H155ZM169 120H170V119H169ZM178 120H179V119H178ZM183 120H181V121H183ZM188 120H189V119H188ZM203 120H204V119H203ZM209 120H208V121H209ZM228 120H229V118H228ZM228 120H227V121H228ZM248 120H249V119H248ZM119 121H120V120H119ZM125 121H126V120H125ZM149 121H150V120H149ZM166 121H167V120H166ZM179 121H180V120H179ZM184 121L182 122V124H186ZM198 121H199V120H198ZM211 121H212V120H211ZM213 121H214V120H213ZM225 121H226V120H225ZM227 121H226V122H227ZM114 122H115V121H114ZM150 122H151V121H150ZM172 122H173V121H172ZM230 122H231V121H230ZM236 122H237V121H236ZM236 122H235V124H236ZM241 122H242V120H241ZM244 122H245V121H244ZM244 122H243V123H244ZM249 122H253V121H250V120H249ZM249 122H247V124H250ZM91 123H92V122H91ZM112 123H113V122H112ZM112 123H111V124H112ZM151 123H152V122H151ZM190 123H191V121H190ZM198 123H201V122H198ZM217 123H218V122H217ZM255 123H251L252 126H251V124L247 126L246 123H245V126H247V127L251 126L250 128H256V129H255V131H256V130L258 129V127H255V126H257L258 123H257V124H255ZM152 124H153V123H152ZM165 124H166V123H165ZM167 124H168V123H167ZM178 124H179V123H178ZM208 124H209V123H208ZM224 124H225V123H224ZM231 124H232V122H231ZM233 124H234V122H233ZM235 124H234V126H235V127H238V126H236ZM241 124H242V123H241ZM159 125H160V123H159ZM162 125H163V123H162ZM176 125H177V124H176ZM176 125H175V126H176ZM186 125H187V124H186ZM188 125H189V121H188ZM194 125H196V123H195ZM197 125H198V124H197ZM197 125H196V127H197ZM209 125H210V124H209ZM213 125H214V124H213ZM237 125H238V124H237ZM239 125H240V124H239ZM253 125H254V126H253ZM164 126H165V125H164ZM180 126L183 127V125H180ZM190 126H193V124L190 125ZM214 126H215V125H214ZM217 126H220V125L217 124ZM227 126H228V122L226 123V127H227ZM229 126H230V125H229ZM90 127H91V126H90ZM157 127H158V126H157ZM161 127H162V126H161ZM177 127H178V126H177ZM204 127H205V126H204ZM212 127H213V126H212ZM222 127H223V125H222ZM231 127L233 128V125H232ZM235 127H234V130H235ZM154 128H155V127H154ZM171 128H172V127H171ZM184 128H185V127H184ZM187 128H188V127H187ZM191 128H192V127H191ZM218 128H220V127H218ZM223 128H224V127H223ZM238 128H239V127H238ZM133 129H134V128H133ZM194 129H195V128H194ZM194 129H193V130H194ZM196 129H197V128H196ZM201 129H202V128H201ZM228 129H229V127H228V128H225V130H228ZM230 129H231V128H230ZM113 130H114V129H113ZM139 130H140L139 133L143 132V131H141L142 129H139ZM144 130H145V129H144ZM171 130H172V129H171ZM171 130H169V131H171ZM174 130H175V129H174ZM182 130H183V129H182ZM199 130H200V129H199ZM222 130H224V129H222ZM236 130H238V131L240 130V131H241L242 129H236ZM236 130H235V133H236V132L238 133V131H236ZM248 130H249V129H248ZM260 130H261V129H260ZM130 131H131V130H130ZM178 131H179V130H178ZM250 131H251V129H250ZM253 131H254V130H253ZM253 131H251V132H253ZM261 131H262V130H261ZM263 131H264V129H263ZM155 132H156V131H155ZM180 132H181V131H180ZM180 132H179V133H180ZM198 132H199V131H198ZM201 132H202V131H201ZM229 132H231V131H229ZM229 132H228V134H229V139H230V141H231L232 139L234 140V137H232V139L230 138V135H233V134H232V133L230 134ZM244 132L247 134L246 131H244ZM251 132H250V134L252 135ZM258 132L262 134V132L257 131V132H256V135L259 134ZM183 133H184V132H183ZM195 133H196V132H195ZM220 133H221V132H220ZM257 133H258V134H257ZM143 134H145V133H143ZM146 134H147V133H146ZM160 134H161V133H160ZM165 134H166V133H165ZM199 134H200V133H199ZM261 134H260V136H261ZM137 135H138V134H137ZM141 135H142V134H141ZM148 135H149V134H148ZM179 135H180V134H179ZM211 135H212V134H211ZM217 135H218V134H217ZM152 136H153V135H152ZM152 136H151V137H152ZM200 136H201V135H200ZM227 136H228V135H227V133H226V134H225L226 139H228ZM234 136H235V134H234ZM254 136H255V135H253V138L256 139V137H254ZM260 136H259V137H260ZM155 137H156V136H155ZM161 137H163V136H161ZM195 137H196V135H195ZM195 137H194V138H195ZM201 137H202V136H201ZM240 137H242V135H241ZM240 137H238V134L236 135V138H239V139H240ZM259 137L257 136V138H259ZM261 137H263V135H262ZM138 138H140V137H138ZM142 138H143V137H142ZM153 138H154V136H153ZM157 138H158V137H157ZM189 138H190V137H189ZM197 138H199V137H197ZM203 138H204V137H203ZM217 138H218V137H217ZM210 139H211V138H210ZM259 139H260V138H259ZM263 139H264V138H263ZM263 139L261 138L262 141L259 142V144L261 143L260 146H262V144H263L262 142H264ZM115 140H116V139H115ZM187 140H188V139H187ZM200 140H201V139H200ZM214 140H215V138H214ZM243 140H244V139H243ZM247 140H248V139H247ZM148 141H149V140H148ZM158 141H159V140H158ZM165 141H167V140H165ZM188 141H189V140H188ZM209 141H210V140H209ZM209 141H208V142H209ZM220 141L223 142V140H220ZM236 141H238V140H236ZM240 141H241V140H240ZM258 141H259V140H258ZM104 142H105V141H104ZM222 142H221V144H222ZM92 143H93V142H92ZM149 143H150V142H149ZM167 143H169V142H167ZM206 143H207V142H206ZM206 143H205V146L207 147ZM223 143H224V142H223ZM229 143H230V142H229ZM237 143H238V142H237ZM255 143H256V142H255ZM141 144H142V143H141ZM146 144H147V143H146ZM150 144H151V143H150ZM150 144H149V145H150ZM185 144H186V143H185ZM188 144H190V143L188 142L187 145H188ZM202 144H203V142H202ZM210 144H211V143H210ZM246 144H248V142H247ZM256 144H257V143H256ZM259 144H258V147H260ZM134 145H135V144H134ZM197 145H198V144H197ZM197 145H196V146H197ZM243 145H245L244 142L242 143V146H243ZM248 145L250 146L251 144H248ZM166 146H167V145H166ZM183 146H184V145H183ZM188 146H189V145H188ZM190 146H191V148L193 147V145H191V144H190ZM203 146H204V145H203ZM216 146H217V144H216ZM233 146H234V145H233ZM240 146H241V144H240ZM249 146H248V147H249ZM256 146H257V145H256ZM146 147H147V146H146ZM194 147H195V146H194ZM194 147H193L194 150H195V149L198 150V148H194ZM198 147H199V146H198ZM201 147H202V145H201ZM206 147H205V148H206ZM209 147H210V146H209ZM224 147H225V146H224ZM234 147L236 148V146H234ZM253 147H255V146H252L251 148H248L249 150H250V149H251V150H250V151H247V152H251ZM163 148H164V147H163ZM169 148H170V147H169ZM169 148H168V149H169ZM199 148H200V147H199ZM203 148H204V147H203ZM240 148H241V147H240ZM242 148H243V147H242ZM242 148H241V149H242ZM245 148H246V147H245ZM245 148L242 149V150H243V151H244V150L246 151L247 148H246V149H245ZM179 149H180V148H179ZM189 149H190V148H189ZM206 149H207V148H206ZM217 149H218V148H217ZM237 149H239V148H237ZM112 150H113V149H112ZM169 150H170V149H169ZM207 150H208V149H207ZM210 150H211V149H210ZM221 150H222V149H221ZM242 150H241V151H242ZM255 150H256V149H255ZM255 150H253V152H254ZM260 150H261V147H260ZM262 150L264 151V146H263V149H262ZM262 150H261V152H260V151H259V148H257L258 153H261V154H262ZM161 151H162V150H161ZM172 151H173V150H172ZM208 151H209V150H208ZM208 151H207V152H208ZM233 151H234V150H233ZM233 151H232V152H233ZM235 151H236V150H235ZM241 151H240V149H239V153H241ZM257 151H255L254 153L257 154V153H256ZM145 152H146V151H145ZM156 152H157V154H155V155H158V150H156ZM169 152H170V151H169ZM192 152H193V150H192ZM194 152H196V151H194ZM204 152H205V149H204ZM209 152H210V151H209ZM209 152H208V153H209ZM213 152H214V151H213ZM236 152H237V151H236ZM149 153H150V152H149ZM189 153H190V151H189ZM202 153H203V152H202ZM205 153H206V152H205ZM230 153H231V152H230ZM233 153H234V152H233ZM150 154H151V153H150ZM160 154H161V152H160L159 155H158L159 158H160ZM198 154L201 156L200 153H198ZM213 154H214V153H213ZM213 154H212V155H213ZM234 154H235V153H234ZM234 154L231 153V155H233V156H234ZM236 154H237V155H236L235 157H238L239 154H238V153H236ZM241 154H242V153H241ZM241 154H240V155H241ZM244 154H245V153H244ZM252 154H253V153L250 154L251 156H250V155L248 156V154H246V155H247L248 157L253 158V157H252V156H253ZM255 154H254V155H255ZM261 154H260L259 156H261ZM124 155H125V154H124ZM131 155H132V154H131ZM215 155H216V154H215ZM217 155H218V153H217ZM221 155H222V153H221ZM223 155H224V154H223ZM226 155H227V154H226ZM228 155H229V153H228ZM231 155H230V157H231ZM262 155H264V152H263ZM147 156H148V154H147ZM151 156H152V155H151ZM151 156H150V157H151ZM195 156H197V154H196ZM195 156H192V158L195 157ZM204 156H205V154H204ZM206 156H207V155H206ZM224 156H225V155H224ZM247 156L243 155V158H245V157H247ZM259 156H258V154H257V157H259ZM150 157L148 156L149 159H150ZM197 157H198V156H197ZM212 157H213V156H212ZM218 157H219V160H221L220 154L218 155ZM248 157H247V158H248ZM254 157H255V156H254ZM261 157H262V156H261ZM0 158H1V157H0ZM134 158H135V157H134ZM154 158H155V157H154ZM156 158H157V157H156ZM156 158H155V159H156ZM159 158H157V160H158ZM161 158H162V157H161ZM161 158H160L159 160H161ZM202 158H203V157H202ZM233 158H234V157H233ZM241 158H242V157H241ZM241 158H240V159H241ZM251 158H248V159H251ZM259 158H260V157H259ZM262 158L264 159V156H263ZM116 159H117V158H116ZM162 159H163V158H162ZM176 159H177V158H176ZM188 159H189V158H188ZM188 159H186V160L188 161ZM231 159H232V158L227 159V160L229 161V160H231ZM234 159H236V158H234ZM248 159H247V160H248ZM260 159H261V158H260ZM263 159L261 160V162L263 161ZM9 160H10V159H9ZM119 160H120V159H119ZM124 160H125V159H124ZM138 160H139V158H138ZM151 160H152V159H151ZM186 160H184V161L186 162ZM190 160H191V159H189V161H190ZM194 160H195V159H194ZM194 160H193V161H194ZM196 160H197V159H196ZM222 160H223V158H222ZM232 160H233V159H232ZM232 160H231V161H232ZM237 160H238V159H237ZM237 160L234 161V163H236ZM243 160H244V162H246L245 159H243ZM243 160H240V161L243 162ZM0 161H1V160H0ZM120 161H121V160H120ZM149 161H150V160H149ZM191 161H192V160H191ZM200 161H201V159L199 160V162H200ZM202 161H204V160H202ZM206 161H208V160H206ZM212 161H213V160H212ZM223 161H224V160H223ZM228 161H227V162H228ZM240 161H238V162H240ZM107 162H108V161H107ZM109 162H110V161H109ZM124 162H125V161H124ZM173 162H174V161H173ZM181 162H183V161H181ZM204 162H205V161H204ZM216 162H217V161H216ZM249 162H250V160H249ZM251 162H252V161H251ZM251 162H250V164H251ZM254 162H255V161H254ZM112 163H113V162H112ZM155 163H156V162H155ZM157 163H158V162H157ZM186 163H187V162H186ZM190 163H191V162H190ZM190 163H189V164H190ZM192 163H194V162H192ZM196 163H198V161H197ZM209 163H210V162H209ZM224 163H225V162H224ZM224 163H223V164H224ZM231 163H232V162H231ZM231 163H226V164H225V167H227V164H230L229 167H227L226 169H229V168L231 167ZM234 163H233V165H236V167L238 168L239 166H237V163H236V164H234ZM103 164H105V163H103ZM113 164H114V163H113ZM140 164H141V163H140ZM174 164H175V163H174ZM213 164H215V163H213ZM213 164H212V165H213ZM221 164H222V163H221ZM243 164H244V163H243ZM250 164H249V166H250ZM252 164H253V163H252ZM258 164H260V163H258V162L256 163V162H255L254 165H253L254 168L257 167V166H255V165H258ZM261 164L263 165V164H264V161H263ZM261 164H260V165H261ZM109 165H110V164H109ZM109 165H108V166H109ZM116 165H117V164H116ZM126 165H127V164H126ZM126 165H125V166H126ZM151 165H152V164H151ZM175 165H176V164H175ZM183 165H184V166H187L186 164H183ZM190 165H191V164H190ZM190 165H188V166H190ZM194 165H195V164H194ZM197 165L199 166V164H197ZM197 165L193 166V168H190V169L193 170ZM202 165H204V164L201 163L200 167H201ZM218 165H220V163H219ZM240 165L242 166V164H240ZM244 165H245V164H244ZM244 165H243L242 168H245V170H246V167H244ZM260 165H259V167H260ZM16 166H17V165H16ZM101 166H102V165H101ZM125 166H124V167H125ZM132 166H133V165H132ZM152 166H153V165H152ZM184 166H181V167L183 168ZM188 166H187V167H188ZM209 166H210V164H209ZM222 166H223V165H222ZM241 166H240V167H241ZM245 166H247V165H245ZM253 166L251 165V167H253ZM8 167H9V166H8ZM25 167H26V166H25ZM102 167H103V166H102ZM110 167H111V165H110ZM112 167H113V166H112ZM191 167H192V166H191ZM203 167H204V166H203ZM217 167H218V166H217ZM232 167H233V166H232ZM251 167L249 168L248 171H249V172L251 171V173L254 174L256 171L253 173L254 169L252 168L253 171L250 170ZM3 168H4V167H3ZM9 168H10V167H9ZM41 168H42V167H41ZM106 168H107V165H106ZM115 168H116V167H115ZM125 168H127V167H125ZM130 168H131V167H130ZM171 168H172V166H171ZM174 168H175V167H174ZM182 168H181V170H182ZM185 168H186V167H185ZM185 168H184V170L186 171L187 174L189 173V174L193 175L191 172H187V170H186ZM247 168H248V167H247ZM263 168H264V166H263ZM263 168H262V169H263ZM24 169H25V168H24ZM37 169H38V168H37ZM109 169H110V168H109ZM109 169H107L108 171L106 170V171L108 172V174H109V171L111 172V170H109ZM179 169H180V168H179ZM198 169H199V168H198ZM200 169H201V168H200ZM202 169H203V168H202ZM211 169H212V167H211ZM211 169H210V171H212ZM222 169H223V168H222ZM224 169H225V168H224ZM224 169L221 170V167H220V171H219V173H221L222 171H225V175L223 174L224 177H222V178H220V179L223 180V178H224V179L228 180V178H225V177L229 176V179H230L229 181H230V184H231V181H233V180H231V177H230V176L233 177V175H235L236 173H235V174L233 173V174H230V175H229V173L232 172V169H231V171H230V169H229L230 172H227V173H226V171H228V170H226V169L224 170ZM233 169L235 170V168H233ZM239 169H240V168H238L237 170L239 171ZM258 169H259V168H258ZM258 169H257V172H259ZM262 169H261V171H263ZM13 170H14V169H13ZM114 170H115V169H114ZM134 170H135V169H134ZM139 170H140V169H139ZM184 170H182V172H183ZM188 170H189V167H188ZM203 170H204V169H203ZM203 170H202V172H203ZM206 170H208V169H206ZM237 170H236V171H237ZM240 170H241V169H240ZM242 170H243V169H242ZM245 170L242 171L243 173L239 171L240 173H242L241 176L245 177L244 175H246L247 173H248L250 176H252L251 173L247 172V170H246V174H245V173H244ZM255 170H256V169H255ZM118 171H119V170H118ZM130 171H131V170H130ZM142 171H143V170H142ZM175 171H176V170H175ZM177 171H178V170H177ZM179 171H180V170H179ZM185 171H184L183 174H185ZM189 171H191V170H189ZM196 171H197V170H193L192 172L195 173ZM199 171L201 172V170H199ZM214 171H215V169H214ZM1 172H2V171H1ZM11 172H12V170H11ZM103 172H105V171H103ZM116 172H117V170H116ZM139 172H140V171H139ZM170 172H171V171H170ZM197 172H198V171H197ZM197 172H196V173H197ZM202 172H201V173H202ZM217 172H218V171H217ZM217 172L215 171L214 174H213V171H212L211 174L214 175V176H212V177L218 176L219 173H217ZM233 172H234V171H233ZM263 172H264V171H263ZM7 173H8V172H7ZM7 173H6V174H7ZM9 173H10V170H9ZM22 173H23V172H22ZM24 173H25V171H24ZM114 173H115V172H114ZM130 173H131V172H130ZM176 173H177V172H176ZM196 173H195V175H196ZM216 173H217L218 175H215ZM222 173H224V172H222ZM240 173H239V174H240ZM259 173H260V172H259ZM259 173H258V174H259ZM0 174H2V173H0ZM12 174H13V173H12ZM108 174H106V175H104V176L107 177L108 181L111 182V184H112L113 182H115V181L117 182V180H119L120 177H121L120 174H119L120 176L118 175L119 177H117L116 174H113V172L111 173L110 176H108ZM112 174H113V175H112ZM140 174H141V173H140ZM172 174H173V173H172ZM178 174H179V173H178ZM178 174H176V175L179 176ZM206 174H208V172H207V173L204 172V175H206ZM209 174H210V173H209ZM227 174H228V175H227ZM237 174H238V172H237ZM243 174H244V175H243ZM248 174H247L246 176H249ZM256 174H257V173H256ZM258 174H257V175H258ZM3 175H4V174H3ZM25 175H26V173H25ZM79 175H80V174H79ZM101 175H102V174H101ZM158 175H159V174H158ZM198 175H199V173H198L197 176H195V177H198ZM202 175H203V173L200 174V177H199V178H201ZM257 175H255V179L253 178L254 176H253V177H250V180H249L248 177H246V178H244L245 180H243V181H242V180L240 179V177H238L237 175H235V177L238 178V181L241 180L240 182H246V181L249 180L251 183H250L249 181H248L247 183H249V185H251V184L253 185V181H251L252 178H253V180H254V184H256L257 181H259V183H260V180H263V179H264V178H258ZM262 175H263V174H260L261 177H264V176H262ZM10 176H11V175H10ZM16 176H17V175H16ZM21 176H22V175H21ZM126 176L128 177V175H126ZM132 176H133V175H132ZM189 176H190V175H189ZM206 176H207V175H206ZM209 176H210V175H209ZM209 176H208V177H209ZM219 176H222V175L220 174ZM219 176H218V178H219ZM239 176H240V175H239ZM0 177H1V176H0ZM7 177H8V176H7ZM22 177H24V176H22ZM27 177H28V176H26L25 178L27 179ZM98 177H99V176H98ZM98 177H97V178H98ZM116 177L119 178V179H117ZM141 177H142V176H141ZM169 177H170V176H169ZM180 177H184V176L182 175V176H180ZM186 177H188V176H186ZM186 177H185V179H186ZM193 177H194V176H193ZM203 177H204V176H203ZM203 177H202V179H203ZM208 177H207V178H208ZM210 177H211V176H210ZM256 177L258 178L257 181H256ZM1 178H2V177H1ZM190 178H192V177H190ZM190 178H189V179H190ZM237 178H236V179L232 178V179H234V180L237 181ZM247 178H248V179H247ZM19 179H20V178H19ZM66 179H67V178H66ZM102 179H105V178H102ZM107 179H106V181H107ZM176 179H178V180H176V182L178 183L177 185L179 186V188L181 187V188H184L185 190H187V189H186V187L188 186L187 182H186V185H185V184H184L185 182H183L184 179H182V180H183L182 182H179V180H181V178L179 179V177H178V178H176ZM202 179H200V181H201ZM204 179H205V178H204ZM216 179H217V177H216ZM220 179H218V180L220 181ZM239 179H240V180H239ZM242 179H243V178H242ZM246 179H247V180H246ZM259 179H260V180H259ZM92 180H93V179H92ZM192 180H193V179L188 180V183H189V186H190V187H187V188H188L189 191H191L190 189H192V188H191V185L193 184V181H192ZM194 180H195V179H194ZM205 180H206V179H205ZM27 181H28V180H27ZM27 181H26V182H27ZM79 181H80V180H79ZM87 181H88V180H87ZM98 181H99V180H98ZM100 181H101V180H100ZM119 181H120V180H119ZM119 181H118V183H117L118 186H119L120 184H122V183L119 182ZM134 181H135V180H134ZM186 181H187V180H186ZM190 181H192V183H190ZM206 181H208V180H206ZM212 181H213V178H212ZM212 181H211V182H212ZM214 181H215V179H214ZM224 181H225V180H224ZM229 181H227V182H229ZM92 182H93V181H92ZM101 182H102V181H101ZM104 182H105V181H104ZM116 182L114 183V185H111V184H110V187L113 186V188H114ZM128 182H129V181H128ZM196 182H198V184H199V181H198V180H197ZM215 182H216V181H215ZM227 182L223 183V185L226 184L225 186H223V185H221V186H222L223 188H225V187H226V188H227V187H230V189H231L232 187H234V189H233V188L231 189V192L229 191L230 193H232V195L229 194V193H224V194H223V190H222V191L220 190V192H219V191H218V192H214L216 189H214V191H213V189L210 190L211 186H210L209 190L203 188L204 191H202L203 189L197 191L198 188L195 186L197 190L193 189V191L195 190V192L198 193V194H196L197 196L193 195V196L197 197V198L195 199L193 196H192V197L189 196V195H191L190 193H193V191H192V192H189V191L187 190L186 193H185V196H186V197L184 196L185 198L183 197V200H185V199L187 200V196H189L188 199H190V200L194 198L196 201H194V199H193V201H192V200H191V201H192L194 204L196 203L195 205H194L193 203H192V205H189V202L191 203V201H189V200H188L189 202L184 201V202H187V203L181 204V202H183V201H182V198H181L182 196L180 197V194H178V193L183 194L182 192L185 191V190L180 188L181 191H180V189H179L180 192H178V191H177V190H178V186H176V185H175V187L177 188V190H174V189H175L174 186H173L174 189H172V190H174L175 192H177V195L175 194L174 191H172V194L174 193V195H176V197L180 198V199L176 200L177 202L181 200V201L179 202L180 205L177 204L178 206L181 207V208H180L181 213L185 210V209L183 210V208H186L188 205H189V206H188L186 209H188V208H191V209H192V208H197V207H199V206H200V207H202V206H213V208H216V209H217V212H218V210H219L218 208H221V210H222V208H225L224 205H221L220 203H219V205H218V204H214V203H212V202H216L217 200L220 201L221 199H222L221 201H224V200H225L226 202H228L230 199L234 198L237 194L240 195V196H242L241 198H244V197H245V195H244L245 193H244L243 191H245V190H243L241 186L244 185V186H246L247 188L249 187V185H247V183H245L246 185H245L244 183L238 184V186L241 185V186H239V187H241V188H240L241 191H240L239 189L236 188V186H237V183H236V182H234V184H233V185H236V186H231L232 184L230 185V184H228ZM240 182H239V183H240ZM261 182H262V181H261ZM86 183H87V182H86ZM97 183H99V182H97ZM105 183H107V182H105ZM119 183H120V184H119ZM179 183H180V184L183 183L184 186H186V187H182L183 185L180 186ZM205 183H206V182H205ZM219 183H220V182H219ZM235 183H236V184H235ZM259 183L257 182V184H259ZM46 184H47V183H46ZM90 184H91V182H90ZM107 184H108V183H107ZM141 184H142V183H141ZM144 184H145V183H144ZM175 184H176V183H175ZM208 184H209V183H208ZM213 184H214V183H213ZM31 185H32V184H31ZM96 185H97V184H96ZM100 185H101V184H100ZM100 185H99V186H100ZM104 185H106V184H104ZM104 185H102L103 188H104ZM117 185H116V187L118 188ZM128 185H129V183H128ZM193 185H195V184H193ZM199 185H200V184H199ZM205 185H206V184H205ZM210 185H212V184H210ZM214 185H215V188H216V184H214ZM214 185H213V186H214ZM227 185H228V186H227ZM23 186H24V185H23ZM85 186H87V185L85 184ZM99 186H98V188H99ZM123 186H124V185H123ZM135 186L137 187V185H135ZM163 186H164V185H163ZM163 186H162V187H163ZM165 186H166V185H165ZM202 186H203V185H202ZM208 186H209V185H208ZM208 186H207V187H208ZM217 186H218V185H217ZM219 186H220V185H219ZM221 186H220V188H222ZM238 186H237V187H238ZM61 187H62V186H61ZM100 187H101V186H100ZM107 187H108V186H106V189H107ZM110 187H108V188H110ZM143 187H144V186H143ZM160 187H161V186H160ZM160 187H159L158 189H160ZM162 187H161V189H162V193H163V194H162V195L159 194V193L161 192V191H160L161 189H160V190H159L160 192L158 193L159 196L157 195L158 199H157V200L154 199V200H155V203H156V202L158 203V202H160V201H161V203H164V202L161 200V199H163V198H159V197H164V195H165V194H164V191H167V189L170 188V187H168L167 189H166L165 187H163V188H162ZM239 187H238V188H239ZM246 187H243V188H245V189L247 190ZM33 188H34V187H33ZM89 188H90V187H89ZM111 188H112V187H111ZM113 188H112V189H113ZM164 188H165V189H164ZM205 188H206V187H205ZM212 188H213V187H212ZM223 188H222V189H223ZM235 188H236V189H235ZM79 189H80V188H79ZM112 189H111V190H112ZM120 189H122L121 186H120ZM123 189H124V188H123ZM123 189H122V190H123ZM134 189H135V188H134ZM151 189H152V188H151ZM163 189H164V191H163ZM218 189H219V188H218ZM218 189H217V190H218ZM230 189H229V190H230ZM33 190H34V189H33ZM97 190H99V189H97ZM125 190H126V188H125ZM146 190H147V189H146ZM156 190H157V189H156ZM156 190L153 192V189H152L151 192L154 193V194H156V193H155ZM168 190H169V189H168ZM170 190H171V189H170ZM170 190H169V191H170ZM217 190H216V191H217ZM225 190H226V189H225ZM225 190H224V192H225ZM233 190L235 191V193H234ZM238 190H239L240 192H239ZM56 191H57V190H56ZM75 191H76V190H75ZM82 191H83V190H82ZM103 191H104V190H103ZM114 191H118V190H116V189L114 188ZM114 191H113V192H114ZM130 191H132V190H130ZM169 191H167V193H169ZM211 191H212V192H211ZM232 191H233V192H232ZM110 192H111V191H110ZM121 192H122V191H121ZM123 192H124V193H123ZM123 192H122V195L125 194V191H124V190H123ZM132 192H133V191H132ZM135 192H136V191H135ZM147 192H148V191H147ZM187 192H188L189 194H188ZM221 192H222V193H221ZM227 192H228V188H227ZM242 192H243V193H242ZM57 193H58V192H57ZM73 193H74V192H73ZM98 193H99V191H98ZM101 193H102V191H101ZM101 193H100L99 195H101ZM139 193H140V192H139ZM142 193H143V192H142ZM152 193H151V195H152ZM31 194H32V193H31ZM51 194H53L52 196H55V197H56L59 193L56 194V193L52 192ZM54 194H56V195H54ZM94 194H97V193H94ZM104 194H105V192H104ZM126 194H128V193L126 192ZM126 194H125V195H126ZM143 194H144V193H143ZM154 194H153V195H154ZM172 194H171V195H172ZM186 194H187V195H186ZM193 194H195V193H193ZM29 195H30V194H29ZM61 195H62V194H61ZM70 195H71V194H70ZM106 195H108V194H106ZM106 195H105V196H106ZM111 195H112V194H111ZM111 195H110V196H111ZM118 195H120V193H119ZM122 195H121L122 199H120V198L118 197L119 200H120L121 202L125 201V203H126L127 201L129 202L131 196L128 195L127 197H124V195H123V196H122ZM224 195H225V196H224ZM226 195H227V196H226ZM30 196H31V195H30ZM87 196H88V195H87ZM90 196H91V195H90ZM90 196H88V197H90ZM92 196H93V195H92ZM102 196H103V195H102ZM102 196H101V197H102ZM108 196H109V195H108ZM116 196H117V195H116ZM146 196H147V195H146ZM155 196H156V195H155ZM169 196H170V193H169ZM169 196H168V195L165 196L164 199L167 197L165 200L168 201V199H169V200L172 202V198H171V197H173V195L170 196V197H169ZM240 196H239V197H240ZM243 196H244V197H243ZM50 197H51V196H50ZM60 197H61V196H59V198H60ZM95 197L97 198V200H99V199H98V197H99L98 194H97V196L94 195V198H95ZM101 197H100V198H101ZM157 197H156V198H157ZM239 197L236 196L235 198H239ZM56 198H58V196H57ZM56 198H55V199H56ZM59 198H58V199H59ZM61 198H62V197H61ZM61 198H60L59 200H61ZM83 198H84V197H83ZM83 198H82V199H83ZM86 198H87V197H85L84 199L86 200ZM92 198H93V197H92ZM96 198H95V199H96ZM108 198H109V200H111L109 203H111L112 201H114L113 203L116 202V203L114 204V207H116V206L120 203L119 200L117 201L116 198L113 197V196H111V198H110V197H108ZM123 198H124V199H123ZM128 198H129V200H128ZM132 198H133V197H132ZM134 198H135V197H134ZM134 198H133V200L131 199V200L133 201V203H134V200H135ZM138 198H141V200L138 199ZM138 198H136V199L139 200V202L145 200V199L142 198V197H138ZM153 198H154V196H152L151 199L153 200ZM170 198H171V199H170ZM220 198H221V199H220ZM39 199H40V198H39ZM53 199H54V198H53ZM53 199H51V200L54 201L55 199H54V200H53ZM63 199H64V197H63ZM84 199H83V200H84ZM87 199H88V198H87ZM125 199H126L127 201H126ZM142 199H143V200H142ZM147 199H149V198H147ZM159 199H160V200H159ZM164 199H163V200H164ZM173 199H174V200H173V202H174V201H175V196H174ZM68 200L70 201V199H68ZM85 200H84V202H85ZM89 200H91V199H88V201H89ZM92 200L94 201V199H92ZM92 200H91V201H92ZM100 200H101V199H100ZM103 200H105V199H103ZM107 200H108V199H107ZM131 200H130V202H132ZM154 200H153V201H154ZM158 200H159V201H158ZM165 200H164V201H165ZM197 200H198V201H197ZM27 201H28V200H27ZM56 201H57V200H56ZM61 201H62V202H63V201H66V199L61 200ZM61 201H57L58 204L61 203ZM88 201L86 200L87 203H88ZM135 201H136V200H135ZM170 201H169V202H170ZM176 201L174 202V204L177 203ZM221 201H220V202H221ZM22 202H23V201H22ZM75 202L77 203L78 201H75ZM75 202H74V203L72 202V204H75V206H76V203H75ZM96 202H97V201H96ZM98 202H99V201H98ZM107 202H108V201H107ZM136 202H137V201H136ZM144 202H145V203H144ZM144 202H143L144 204H146V202H147V206H148V204H149V206H150V204H152V205L154 204V202H153V203H150L151 200H149V201H148V200H145ZM148 202H149V203H148ZM169 202H165V203H167V204H165V207L162 206V211H163L162 213L160 212L161 210L159 211V209H158V211L156 210L157 212L154 210L155 213H156V215H155L154 212H153L152 214H150V215H151V218H152L153 214H154L155 217L157 218V213H160V215H161L160 219H162V217H164V216L166 215L165 213H167V215H166V216H167V220L169 219L170 215H172V214H175L174 216H177L176 214H177V213L179 214L180 211L177 210V213L174 212V211H172L171 208L174 210V208H175L176 206L173 205V203H171V204L173 205V207L169 208V207H170V206H168V205H169ZM12 203H13V202H12ZM16 203H17V201H16ZM52 203H53V202H52ZM52 203H51V204H52ZM70 203H71V201H70ZM78 203H80V202H78ZM78 203H77V205H78ZM82 203H83V202H82ZM82 203H80V204H82ZM90 203H91V202H90ZM94 203H95V202H94ZM100 203H102V202H100ZM103 203H105V201H104ZM113 203L109 204V210L111 209L110 206H111ZM125 203H124V205H125ZM133 203H131V204H132L131 207L133 206ZM161 203H159L160 206L163 205V204H161ZM14 204H15V203H14ZM28 204H29V203H28ZM88 204H89V203H88ZM107 204H108V203H107ZM120 204H122V203H120ZM120 204H119V205H120ZM126 204L128 205V203H126ZM135 204H136V203H134V206H136ZM139 204L142 205V202L139 203ZM139 204H137V205L139 206ZM159 204H157L156 206H155V204H154V206H151V207H154V209H156L155 207H157ZM171 204H170V205H171ZM185 204H188V205H185ZM222 204H223V203H222ZM15 205H16V204H15ZM18 205H19V203H18ZM21 205H22V204H21ZM25 205H27V204H25ZM82 205L84 206V204H82ZM101 205H102V204H101ZM105 205H106V204H105ZM166 205H167V206H166ZM172 205H171V206H172ZM23 206H24V203H23ZM50 206H51V205H49V207H50ZM56 206H57V205H56ZM66 206H67V205H66ZM68 206H69V209H70L71 205H68ZM68 206H67V207H68ZM75 206H72V209H70V210H71V212H72V210H74V209L77 207V208L75 209L76 211H74V212L77 213V211H78L77 209H79V208H78L79 206H76V207H75ZM83 206H81L80 208H82ZM90 206H91V205H90ZM93 206H94V205H93ZM98 206H99V205H98ZM107 206H108V205H107ZM129 206H130V204H129ZM138 206H137V207H138ZM143 206H146V205H143ZM143 206H142V208H143ZM160 206H159V207H160ZM178 206L176 207V209H179ZM185 206H186V207H185ZM28 207H29V209H30V206H29V205H28ZM28 207H27V208H28ZM46 207H48V206L46 205ZM59 207H61L60 209H61V211H62V207H63V206H59ZM67 207H66V210L68 209ZM73 207H75V208L73 209ZM85 207H86V206H85ZM85 207H84V208H85ZM119 207H120V206H119ZM122 207H123V204H122ZM151 207H150V208H151ZM163 207H164V208H163ZM182 207H183V208H182ZM100 208L103 209V207H100ZM133 208H134V207H133ZM142 208L140 207V209H142ZM146 208H147V207H146ZM157 208H158V207H157ZM160 208H161V207H160ZM165 208H166V209H167V208L170 209V210H171L172 212H174V213H172L171 211H170V212H171V213H170V212L168 211V212H169V214H168V212L165 210ZM206 208H208V207H206ZM85 209H86V208H85ZM85 209H84V210H85ZM91 209H92V206H91ZM91 209H86V210H89V211H90ZM93 209H95V208H93ZM93 209H92V211L94 212ZM118 209H119V208L117 207V209L115 210V212H116ZM147 209H149V208H147ZM147 209H146V210H147ZM168 209H167V210H168ZM176 209H175V211H176ZM216 209H215V211H216ZM64 210H65V208H64ZM70 210H69V211H70ZM81 210H82V209H81ZM81 210L79 209V211H81ZM105 210H107V209H105ZM119 210H120V209H119ZM123 210H124V209H123ZM144 210H145V209H144ZM149 210L151 211V209H149ZM149 210H148V211H149ZM182 210H183V211H182ZM209 210H211V208H210ZM79 211H78L77 214H79ZM82 211H83V210H82ZM92 211H91V212H92ZM98 211H100V210H98ZM98 211H97V213H99ZM103 211H104V210H103ZM103 211H102V212H103ZM137 211L139 212V210H137ZM150 211H149V212H150ZM152 211H153V210H152ZM152 211H151V212H152ZM164 211H165V212H164ZM194 211H195V210H194ZM194 211H193V213H194ZM205 211H206V213H208V210L205 209ZM211 211H212V210H211ZM211 211H210V212H211ZM62 212L64 213V211H62ZM83 212H85V211H83ZM91 212H90V214H89V213L86 211V213L89 214V216L91 215V217H93L94 215L92 216V214H94V213L92 212V214H91ZM104 212H105V211H104ZM104 212H103V213H104ZM120 212H121V211H120ZM140 212L142 213V211H140ZM149 212H148V213H149ZM213 212H214V211H213ZM217 212H216V213H217ZM219 212H220V211H219ZM222 212H223V211H222ZM76 213H75V214H76ZM105 213H106V212H105ZM107 213L110 214L109 211H107ZM124 213L126 214V212H124ZM136 213H137V212H136ZM141 213H139V214H141ZM143 213H144V215H145L147 212L145 211V212H143ZM188 213H189V212H188ZM190 213H192V212H190ZM200 213H201V212H200ZM203 213H204V212H203ZM206 213H205V214H206ZM211 213H212V212H211ZM220 213H221V212H220ZM220 213H219V214H220ZM77 214H76V215H77ZM84 214H85V213H84ZM84 214H83V217H85ZM100 214H102V213H100ZM100 214H99V215H100ZM117 214H118V216H120V215H119V212H117ZM120 214H121V213H120ZM125 214H124L125 218H121V223H122L121 225H123V226H125V227H121V228H120V231H119V227H120V226H119V227H118V230H117L118 232H122V233L124 232V233H126V234H127V233H131V234L133 233L132 236H133L134 234H135V236L139 234V236H138L139 238H142L143 236H145L146 239H147L148 237H149V239H150L151 235H155V233L158 234V232H160L159 235L164 234L165 232H163V231H166V229H167V228H166L167 226H166V227H165V226H164V227H161L162 224H164V223H162V224L160 225V222H159V221H158V222L156 221V224H155V222H154V225H153V224H150V223H149L150 221H149V222L147 221V220H151L150 216H149L150 219L148 218V215H149V214H148V215H145V216H147V217H145V216L143 217V216H142L143 214L140 215V216H138V217H141V218H140V219H141L140 221H142V220H143V221H142V224H141V223H140V224L138 223V226H137L138 228H139V227H142V228L137 229L132 223H128V222L126 221V220H128V219H126L128 213H127L126 215H125ZM134 214H135V213H134ZM139 214H138V215H139ZM197 214H198V213H197ZM205 214H204V215H205ZM209 214H210V213H208V215H209ZM212 214H214V213H212ZM217 214H218V213H217ZM76 215H73V216L76 217ZM81 215H82V213H81ZM85 215H86V214H85ZM97 215H98V214H97ZM103 215H104V214H103ZM111 215L113 216V215H115V214L111 213ZM111 215L107 216V214H106L107 217H104L105 215H104L103 217H104V219L106 218V220H107L108 217L111 218ZM128 215H129V214H128ZM135 215H136V214H135ZM158 215H159V214H158ZM204 215H203V216H204ZM206 215H207V214H206ZM214 215H215V214H214ZM89 216H87V217H88L89 220H91V218H89ZM100 216H101V215H100ZM100 216H99V217H100ZM115 216H116V215H115ZM124 216H123V217H124ZM168 216H169V217H168ZM185 216L188 217V216H190V215L187 214V215H185ZM203 216H202L200 219H202V218H203V219H206V218H204ZM211 216H212V215H209V217H211ZM215 216H216V215H215ZM99 217H98L97 219H96V217H93V218L96 219L97 222H98V221H99ZM120 217H121V216H120ZM142 217H143V219H142ZM187 217H186V218H187ZM194 217H195V216H194ZM197 217H199V216H197ZM205 217H206V216H205ZM207 217H208V216H207ZM72 218H73V217H72ZM100 218H101V217H100ZM112 218H113V217H112ZM131 218H132V217H131ZM134 218H136V216H135ZM145 218H148V219H145ZM158 218H159V216H158ZM164 218H165V217H164ZM164 218H163V219H164ZM170 218H171V217H170ZM172 218H174V217L172 216ZM188 218H189V217H188ZM214 218H215V217H214ZM0 219H1V217H0ZM94 219H93V221H95ZM101 219H102V218H101ZM154 219H155V218H154ZM160 219H159V220H160ZM193 219H194V218H193ZM195 219H196V218H195ZM200 219H199V220H200ZM203 219H202V220H203ZM77 220H78V222H79L80 219H77ZM106 220H105V222H106ZM113 220H114V219H113ZM130 220H131V219H130ZM136 220L138 221V218H136ZM144 220H145V222H144ZM167 220H166V221H167ZM169 220H170V219H169ZM196 220H197V221H196ZM196 220H195V221L198 222V219H196ZM207 220H208V219H207ZM224 220H225V219H224ZM1 221H2V220H1ZM81 221H82V220H80V222H81ZM91 221H92V220H91ZM91 221H90V224H92L91 228H93V224H94V223L96 224V222H94V223L92 222V223H91ZM128 221H129V220H128ZM140 221H139V222H140ZM146 221H147V224H145ZM152 221H153V220H151V222H152ZM154 221H155V220H154ZM164 221H165V220H164ZM164 221H163V222H164ZM189 221H190V220H189ZM192 221H194V220H192ZM12 222H13V221H12ZM78 222H77V223H78ZM80 222H79V223H80ZM100 222H101V221H100ZM100 222H99V224H100ZM102 222H104V220H103ZM102 222H101V223H102ZM129 222H131V221H129ZM161 222H162V221H161ZM186 222H187V220H186ZM190 222H191V221H190ZM15 223H16V221H15ZM77 223H76V225H77ZM82 223H83V221H82ZM134 223H135V222H134ZM166 223L169 224L168 221H167ZM223 223H224V222H223ZM223 223H222V225H223ZM0 224H1V222H0ZM103 224H104V223H103ZM103 224H101V225H103ZM108 224H109V226H111V225H112V224H111V221L107 222V224L104 225V226H107ZM114 224H115V223H114ZM114 224H113V225H114ZM130 224H131V225H130ZM189 224H190V223H189ZM76 225H74V227L78 228ZM82 225H83V224H82ZM96 225H97L98 227L100 226V225H98V223H97ZM115 225H116V224H115ZM165 225H166V224H165ZM194 225H195V224H194ZM220 225H221V224H220ZM222 225H221V227H222ZM1 226L3 227V224H1ZM83 226H84V225H83ZM83 226H81V230H83L85 233H87L86 230H84L85 226H84V228H83ZM94 226H95V225H94ZM104 226H101V228L103 227L102 229L100 228L101 231H102L103 229L105 230V227H104ZM109 226L106 227V228H107L106 231H108L107 233H109L110 229H114V228H110V229H108ZM169 226H170V224H169ZM172 226H173V225H171V230H172ZM217 226H219V224H218ZM12 227H13V226H12ZM14 227H16V225H15ZM74 227H73V228H74ZM79 227H80V226H79ZM95 227H96V226H95ZM95 227H94V228H95ZM115 227H117V226H115ZM143 227H146V228L143 229ZM209 227H210V226H209ZM211 227H212V226H211ZM211 227H210V228H211ZM76 228H74V229H76ZM82 228H83V229H82ZM87 228L90 229V226H89V227L87 226ZM123 228H126V229H123ZM173 228H174V227H173ZM186 228H187V227H186ZM216 228H218V227H216ZM0 229H1V228H0ZM5 229H6V228H5ZM5 229H4V231H5ZM13 229H14V228H13ZM135 229H137L138 231H134ZM206 229H207V228H206ZM206 229H205V230H206ZM81 230H78V231H81ZM114 230H116V229H114ZM114 230H111V233H112L111 235H110V234L107 235V233H105V234H106V235H105L106 238H105V239L103 238L102 240H106V239L109 240L108 238L114 235V233H115V232L113 233ZM168 230H170V229H168ZM188 230H189V227H188ZM13 231H14V230H13ZM91 231H93V230L91 229ZM95 231H96V230H95ZM95 231H94L93 233H95ZM97 231H98V230H97ZM98 232H99V231H98ZM118 232H116V233H118ZM161 232H163V233H161ZM90 233H91V232H90ZM96 233H97V232H96ZM100 233H101V232H99V234H100ZM116 233H115V234H116ZM136 233H137V234H136ZM204 233H205V232H204ZM204 233H202V234L204 235ZM97 234H98V233H97ZM99 234H98V238H99ZM101 234H104V231H103V233H101ZM101 234H100V235H101ZM202 234H201V235H202ZM84 235H87V234H84ZM117 235L119 236V234H117ZM128 235H130V234H128ZM87 236L90 237L91 235H87ZM94 236H95V235H94ZM96 236H97V235H96ZM107 236H109V237H107ZM118 236L115 235L114 237L117 238ZM120 236H121V234H120ZM155 236H156V235H155ZM100 237H103V236H100ZM121 237H122V236H121ZM123 237H125V236H123ZM152 237H153V236H152ZM152 237H151V238H152ZM158 237H159V236H158ZM158 237H154V238H156V240H157ZM90 238H91V237H90ZM111 238H112V237H111ZM111 238H110V243H111L112 239H113V240L115 239V238H112V239H111ZM131 238H134V237H131ZM143 238H144V237H143ZM143 238H142V241H143ZM154 238H153V239H154ZM159 238H160V237H159ZM166 238H167V237H166ZM91 239L94 240L93 237H92ZM135 239H137V237H136ZM115 240H116V239H115ZM117 240H118V238H117ZM117 240H116V241H117ZM121 240H122V239H121ZM121 240H120V242H121ZM126 240H127V238H126ZM118 241H119V240H118ZM127 241H129V242H127ZM127 241H124V242H126V243H131V244H132L131 246H132V247H135V246H133V245H136V242L134 243L133 239H129V240H127ZM145 241H147V240H145ZM148 241H149V240H148ZM150 241H152V240H150ZM160 241H161V240H160ZM165 241H166V239H165ZM172 241H174V240H172ZM94 242H95V241H94ZM155 242H156V241H155ZM157 242H158V241H157ZM180 242H181V241H180ZM113 243H114V241H113ZM122 243H123V240H122ZM122 243H121V244H122ZM152 243H153V242H152ZM163 243H164V242H163ZM255 243H256V242H255ZM117 244H118V247L120 248L119 243H116L115 247L117 246ZM153 244H154V243H153ZM167 244H168V243H167ZM175 244H176V243H175ZM247 244H248V243H246L245 245H246V247L248 248V245H247ZM110 245H111V244H110ZM122 245H124V244H122ZM129 245H130V244H129ZM129 245H126V246H129ZM146 245H147V244H146ZM163 245H164V244H163ZM163 245H162V247H164ZM249 245H250V244H249ZM257 245H258V244H257ZM124 246H125V245H124ZM124 246H123V248H120V250L123 251V252L129 253V252H128L129 250H127V251L125 250V251H124V248H125ZM138 246H139V245H138ZM142 246H143V245H142ZM152 246H153V245H152ZM121 247H122V246H121ZM165 247H166V245H165ZM165 247H164V248H165ZM172 247H173V246H172ZM178 247H179V246H178ZM178 247H177V248H178ZM111 248H112V247H111ZM111 248H110V249H111ZM113 248H114V246H113ZM147 248H148V247H147ZM159 248H160V245H159ZM169 248H171V247H169ZM244 248H245V246L243 247L242 252H239V253H243V251H245ZM254 248H255V247H254ZM115 249H116V248H115ZM129 249H130V248H129ZM131 249H132V248H131ZM135 249H136V247H135ZM160 249H161V248H160ZM245 249H246V248H245ZM250 249H252V248H250ZM118 250H119V249H118ZM120 250H119V252H121ZM132 250H133V249H132ZM136 250H137V249H136ZM158 250H159V249H158ZM163 250H165V249H161L162 252H164ZM171 250H173V249H171ZM256 250H258V249H255V251H256ZM111 251H114V249H113V250H110V252H111ZM139 251H140V250H139ZM139 251H138V252H139ZM142 251H143V249H142ZM246 251H247V250H246ZM116 252H117V250H116ZM146 252H147V251H146ZM162 252H161V253H162ZM165 252H166V250H165ZM165 252H164V254H165ZM171 252H172V251H171ZM157 253H158V252H157ZM159 253H160V250H159ZM159 253H158V254H159ZM235 253H236V252H235ZM253 253H254V252H253ZM255 253H256V252H255ZM130 254H132V253H130ZM164 254L162 253V255H164ZM166 254H167V252H166ZM233 254H234V253H233ZM233 254H232V255H233ZM237 254H238V253H237ZM120 255H121V254H120ZM122 255H124V253H123ZM135 255H136V254H135ZM160 255H161V254H160ZM160 255H159V256H160ZM252 255H253V254H252ZM254 255H255V254H254ZM116 256H117V255H116ZM126 256H127V255H126ZM128 256H129V254H128ZM165 256H166V255H165ZM114 257H115V256H114ZM148 257H149V256H148ZM154 257H155V256H154ZM250 257H252V256H250ZM112 258H113V257H112ZM116 258H117V257H116ZM231 258H232V257H231ZM236 258H237V257H236ZM243 258H244V257H243ZM245 258H246V257H245ZM255 258H256V257H255ZM114 259H115V258H114ZM127 259H128V257H127ZM232 259H233V258H232ZM122 260H123V259H122ZM122 260H121V261H122ZM133 260H135L134 257H133ZM133 260H132V261H133ZM163 260H164V258H163ZM244 260H246V259H244ZM257 260H258V259H257ZM220 261H221V260H220ZM230 261H231V264H232V263H233L232 260H229V262H230ZM236 261H237V260H236ZM236 261H235L234 263H236ZM251 261H252V260H251ZM251 261H250V262H251ZM123 262H124V261H123ZM134 262H135V261H134ZM146 262H147V261H146ZM158 262H159V261H158ZM162 262H163V261H161V263H162ZM221 262H222V261H221ZM253 262H254V261H253ZM253 262H252V263H253ZM147 263H148V262H147ZM161 263H160V264H161ZM166 263H167V262H166ZM224 263H225V262H224ZM224 263L222 262L221 264H224ZM234 263H233V264H234ZM255 263H256V262H255ZM255 263H254V264H255ZM125 264H126V263H125ZM132 264H133V263H132ZM162 264H164V263H162ZM171 264H172V263H171ZM241 264H242V263H241ZM247 264H248V263H247Z\"/></svg>",
  "mask_w": 264,
  "mask_h": 264
}]
</instances>
